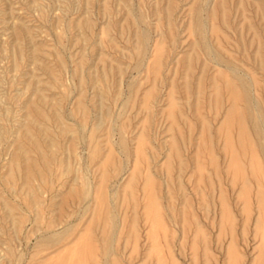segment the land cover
<instances>
[{
    "label": "rangeland",
    "instance_id": "obj_1",
    "mask_svg": "<svg viewBox=\"0 0 264 264\" xmlns=\"http://www.w3.org/2000/svg\"><path fill=\"white\" fill-rule=\"evenodd\" d=\"M222 1L223 2H221V0L220 2L218 0H0V264H36V263L39 264V262L41 263V261L43 264L44 257L45 258L46 256L48 257L49 254L52 253L51 251H54L57 248L56 246L60 247V244L62 246V244L63 245L65 244L64 242L66 241L68 242L69 240L71 241V238L74 239V237L77 236V235L74 236L76 230L77 232L78 230H80L81 234H83L84 231H85L84 232L85 234L86 232L87 234L92 232L90 235L94 237L93 239L94 242L92 243L96 245H93L94 246L93 249L94 248L95 250L97 249L98 253L97 251L93 250L92 251L93 254L91 253L92 256L90 255L91 258L88 256V258L90 259L87 258L86 260L87 264H88V260L92 261V262L89 261V264H95V263L96 264H109L110 263L109 259L112 258L114 255L116 256V257L114 256L116 259L115 258L110 259V260H113V259L115 260V261H111L113 262V264H115L114 262H116V264H119L117 263V260L118 262H121L120 264H126V263L127 264H133V263L137 264V262L143 263L142 261H144V257L145 258L147 257V259H145L147 263L144 262V264H151L152 261H153V264H156V262H158L157 261L158 256L157 258L155 257L156 255H159L161 253H162L161 254L162 258L164 257V255L165 256L167 255L168 257V258L167 257L163 258L165 262L161 260L166 264H168L171 260L169 258L171 256L170 254H172L174 257L173 259L171 256L172 264L175 261H177L175 262V264H178V263L189 264L192 262L191 252H193V249L197 245H198L196 247L197 250L196 251L194 250L195 251L194 253H196L197 255L195 254L193 255H195V257L196 258L198 257V258L196 260L193 257L194 258L192 262L193 264H200L201 263L200 261L202 260L204 261L205 258L208 260L210 259V261L206 260L205 261L206 263L202 262V264H207V263L226 264V262L227 264L228 263L229 264H239L240 261H241L240 263L242 264H248L250 262L251 264H256L254 262H257V260L255 261L254 258H255V254L257 253L256 259H258L259 251L257 250L258 247L255 245L259 242L258 241L259 239L256 240V238H258L259 235L258 233H256V235H258L256 236L254 232L255 231L254 223L256 222L255 219H257L258 217V214L256 215V213H258V210L257 211L255 210V207L257 206L256 202L254 206V201L256 199L254 197V194H255L254 192L257 191V190L255 191V185L257 183L259 184V181H258L259 175H257L258 172L255 171L254 169L255 167H253L254 172L252 176H254L255 175L254 173L256 172L257 181L255 180L254 177H252L251 175H248V174H251L250 173L251 168L249 165V158H248L249 151L248 153L246 151L247 156L246 155L243 156L244 158L243 159L241 156L243 153L239 152L240 150L237 144L235 143L237 142V139H236L237 133L235 135L236 128L235 127L232 128V133L230 134V136L233 137L231 139H232V143L233 144L235 143L234 150L237 156L240 155L241 157L240 158L238 156L239 164L240 166L243 164L242 162H244L245 164V165L243 164L244 169L241 166L243 170H241L240 174L242 176V179H245L247 183L248 182L252 183V184L248 183V185L246 183V186L248 188L246 197L248 198L244 197L246 198L244 200L237 199L239 198V196L237 198L236 197L234 198V195L236 194L238 195L237 193L239 192L238 188H240L241 186L240 184L242 182V181L241 182L239 181L241 177L238 178V181H237V178L236 180H234V181H237L236 183L233 181L235 185H233V182L232 184L230 183L231 185H233V187L231 185H228L229 183L227 181L229 180L231 176L228 171L224 172L225 168L227 167L228 162L225 163L227 159V158L225 159L226 154H224V152L221 150V147H219V144H220L219 142L221 140H220V136L217 137L216 135L217 133L215 134V131H217L219 127L221 126L222 122L221 120H219L221 122L219 123L218 119L219 118L222 119L223 116L225 117V113L227 111H225L224 108H226L227 110V105L229 104L227 103L229 101V99H227L228 98L227 91L224 90L223 88L225 87V83L227 80L224 78L228 77V79L230 80L231 78H233L235 80L233 82L236 83V86H238V90H240L241 88H240L239 83L236 80L235 73L237 75H241L244 78V80L248 84H250L249 85L250 90H251L250 98L251 100L253 99L251 103L255 104L258 110L257 109L254 110L253 108H251L250 110L245 109L243 98H241L239 102H237L238 103L237 106L239 110L242 107V109L240 110V113L241 112L244 113L242 115L244 122L246 123L245 124L246 126L245 125L244 126L249 129H246L245 127L244 128L247 131L246 133L249 132L248 133L249 139L251 140V142H253L252 144L255 147L254 148L255 152H258V153H255L256 155L258 154L257 155L258 158L255 157V155H254V158L256 160L259 159L258 161L262 164L261 166L264 167V155H262V153L260 152V147L258 149V144L259 145L261 144L262 146H264V109H262L264 108V61H262L264 60V57H262L264 56V0H241V1L240 0H222ZM242 1L244 2L243 5H242ZM217 2H219V5H222V6L217 5L218 4ZM236 3L237 5L240 4L239 5L240 7L235 5ZM232 4H234V6ZM246 4H249V5L246 6ZM216 5L218 9L215 7ZM168 6H170L169 7L170 9L168 8ZM213 6L215 7L214 10L216 12L213 10ZM242 6L243 7L245 6L244 9L242 8ZM166 8H168L167 9L168 11L166 10ZM197 9H200L199 12H197ZM211 9L214 11V13ZM208 10H211L212 13L210 12L209 14ZM218 13H221V15L223 14L224 16L223 15L220 16V14ZM209 15L210 17L208 18ZM211 17H213L214 19L213 20L210 19ZM223 19L224 20L226 19V20L223 22ZM214 20L215 22H213ZM208 21L209 22L212 21L213 23L211 22L209 24ZM227 22H229L230 25ZM211 24L212 26L214 24L215 31H211V28L213 30V27H214V26L211 27ZM223 24L224 25L226 24L230 28L224 26ZM248 27L251 29V31L252 29L253 30L257 29V30L250 32L249 31L250 29ZM217 28L218 29L220 28V30H216ZM247 28H248V31H247ZM168 29L171 30V32ZM208 31L209 32L211 31V33H209ZM257 31L259 32L258 34H257ZM166 32L168 33V35H170L171 33L173 37H169V36L167 37ZM215 32H216V37L214 36ZM251 34H253L254 36H259V37L258 38L254 37ZM160 35L161 36L163 35V37L164 38L166 37V38L164 39L162 37H159ZM240 35L242 37H245L246 39L241 38ZM253 37L256 38L258 41L257 40L254 41ZM200 38L201 40H199ZM250 38H252V40ZM158 39L162 41L163 43L160 42ZM215 40H218L216 41L218 45L215 43ZM245 41L247 42V44H245ZM154 42H156V44ZM190 42H192V44ZM220 42L222 45L220 44ZM257 42H259V44ZM157 43L159 44L158 47H157ZM160 44L161 45L163 44L162 47H164L162 51H161L162 47H160L161 46ZM214 44H216L217 46H220L221 50L219 49V47L217 48V46H214ZM255 45H256L255 50H253ZM190 46L192 48L195 46L193 49L194 51L198 52L199 55L196 54V52L195 53L192 52L193 50L190 49L191 48ZM257 47H258L257 50L261 49L260 51H262L261 52L262 54L260 53V51H256ZM249 49H251L250 50L251 53L249 52ZM225 50L227 51L229 56L226 52H224ZM165 52L168 54V56H165L166 55ZM258 52L261 54V56L259 55V58H256L258 57V54H259ZM159 53L161 54V56L159 55ZM254 53L257 55H255ZM152 54H155L154 55L155 57L159 56L158 58L160 62L158 61V64L160 63V65H159L158 70H157L158 66L155 67V64L152 63L154 60L152 58ZM195 54H196V57H198L196 63L194 62L196 61V57L194 58V60L192 59ZM201 54L203 56H201ZM251 56H252V60L255 56L254 62L251 61ZM149 57L151 60L150 62L151 64L148 63ZM200 57H201V61L199 60ZM232 57L235 61L232 59ZM212 58L215 60V62L212 60ZM257 59L260 60V62L259 61L258 62L260 63L259 65L262 64L261 66H257L256 64L258 63L256 61ZM175 60L177 61V64L175 63ZM237 60L244 65L243 66L240 65V63H238ZM179 61L180 63H182L181 65L179 64ZM189 61H190L191 66L189 64ZM198 61H199V64H198ZM208 61L211 63H209ZM207 62H208L207 67H204V65L206 66V64H203V63H207ZM183 63L188 64V67L189 68L191 67V69L187 70L185 68L187 67V65L185 64V67H184ZM210 64L212 65L215 64V66L210 68L211 67ZM145 66L146 67L149 66L148 68L149 70L147 68L145 69ZM193 67L196 69L193 70L194 69ZM180 68L182 69V72ZM199 68H201V72L197 71V69ZM203 68H206V70H204L205 73L202 72ZM221 68L225 69L227 73L225 71H219L221 70ZM245 68H249L252 70L248 69L249 70L248 71ZM211 69H214V70H211ZM152 70L156 71L155 74L154 72H151ZM157 71L160 74H157ZM209 71L210 73L208 74ZM216 71L217 73H219V76L220 74L221 76L224 74L223 75L224 77L220 76L221 79H219L220 77L217 76L218 74L216 73ZM221 72H224V73L222 74ZM253 72L255 73L254 75H253ZM147 73H150V74H147ZM215 73L217 75H214ZM186 74L189 77H187ZM195 74L197 76H201L198 81H197L198 77ZM206 74L208 76L211 75L210 78L208 77V80L206 79L207 76H204ZM179 75L180 76L182 75L181 76L182 78L185 75V80L190 79L189 81H186V82H189L190 84L189 83L186 84L185 81H183L184 83L182 82V84L184 85H181V82L179 83V81H181L182 78ZM157 76L158 77L160 76L158 80H157ZM213 76H215L216 78L214 77L213 79L212 78ZM152 77L154 80L152 79ZM247 77L248 79L252 77V83H250L251 80L250 79L248 80ZM167 79L168 81L171 79L173 80V81L171 80V85L173 84V86H170V83L168 84ZM201 79L202 80L205 79V80L201 81ZM151 80H153L154 82ZM215 80L219 82L220 85L221 83L223 84L225 82L222 86H218L219 84L217 85L218 89H216V91L219 94L218 93L216 94L218 95V97H220V95L223 93L220 99L213 92L215 91L214 88H212V86H209L212 84L213 87H216ZM220 80L221 81L225 80V81L221 82ZM194 81L196 82L194 83ZM209 81L211 82L209 83ZM253 81L254 82L257 81V83H254ZM200 82H202L203 85L197 86V84H199ZM178 83L180 84V86L178 85ZM149 84H151L150 86L152 89L148 88L150 92L149 94L150 96L148 95L149 96L148 98L147 94L149 92L146 91L147 89L145 88L149 87ZM193 84L194 85L196 84L195 88L192 87ZM165 85H169L168 89L165 88ZM252 85H254L255 87H253ZM206 86H208L207 89H205ZM169 87H173L175 89L173 90V88H169ZM179 87L183 89L180 88L179 90ZM187 87L190 89H187ZM199 87L202 89L203 92L201 90H198ZM169 89H172L173 91ZM193 89H195L194 91L195 93L193 92ZM254 89H256V92L259 90L256 95L254 94V91H255ZM144 90L147 93L146 96L148 99H145L146 97L142 96L144 95L143 93H145ZM185 90L186 91L189 90L187 92L188 93L190 92V93L189 94L187 92L184 93ZM196 90H198V92H196ZM170 91L172 93H168ZM132 92H135V94ZM199 92H202L203 96L201 93H200L201 95H199ZM204 92H206V94L209 93L211 96L209 94L208 95L211 98L207 96ZM211 93L213 94V96ZM165 94H167V96L168 95L172 96L170 100H173L176 97V99L172 101L171 103L175 102L174 105L179 106L182 109V111L178 109L179 107H177L176 110L175 108L172 109L173 112L170 109L171 113H169L168 108L170 107L173 108L174 105L167 103L170 100H168V97H166ZM183 94H185L186 98L184 97ZM196 94H198V97H196L197 96ZM163 95H165V97L167 98V101L165 100L166 98L165 99L163 98L164 97ZM192 96L196 97V99L195 100L194 98L191 99ZM141 97L145 100L140 102V100H142ZM184 98L187 103L190 102L189 106L187 105V103L186 104L183 103ZM198 98L199 99L203 98V99L199 100L200 102H198L197 101ZM205 98H207L208 101L209 100L217 101L219 99L221 100L219 102L221 104H218V101L217 103L214 101L213 102L209 101V104L211 103V105L209 106L210 107L209 109L207 107L208 101H206ZM163 99H164V102H162ZM192 100H194L195 102ZM196 101L199 104L196 103ZM161 102L164 105H162ZM165 102H166V105L168 104L167 106H165ZM178 102L181 103V106L179 105ZM192 102L195 103L196 105L195 111H194V108H193L194 105L192 104ZM139 103L141 104L144 103V104L143 105L140 104L139 106ZM200 103L201 104L203 103L202 106ZM212 103L213 105H216V106L218 104V106H220L221 108L219 109V107L217 106L218 110H216L217 108L216 109L214 108L215 110L212 109L211 108L213 107ZM206 104L207 106H204ZM240 104H241V107H239ZM158 106L163 108L161 109L162 111L160 110ZM197 106H198V109L203 107L202 110L198 111ZM140 107L141 109L144 108L145 111L141 110ZM82 108L83 110H81ZM186 108H187V111H185ZM33 109L35 110L32 111ZM165 109L167 110L166 113L164 111ZM190 110L194 111V113L192 111L190 112ZM196 110L199 112V114L202 113L200 117L198 116V112H196ZM213 110H214V114L215 113L216 114L212 116L211 113H213ZM222 110H224V114H221ZM175 111L176 112L179 111L178 114ZM183 111H184V115L186 114L185 116H188L187 119L185 116H183L182 113H180ZM174 112L176 113V115ZM172 113H174V115ZM166 115H170V116L173 115L172 118L170 117L172 121L168 116L167 117L170 120L169 119L167 120ZM177 115L178 116L181 115V117L177 118L178 117ZM190 115H193V116L195 115V116L191 117ZM255 115L260 117V120L262 121V125L259 124V132H260L259 138L256 136L254 128H253V125H254L253 119H255L256 117ZM174 116H176V118L173 121ZM203 116H205V119L207 121L204 119ZM202 117L204 120L203 119L201 120ZM180 119H182L183 121H181ZM185 119L188 121L187 123H189V125L190 124L192 125L189 126L187 123L185 124L184 123V121L186 122ZM168 123L170 126L169 129L172 128L173 133L175 134L174 139L173 137L170 136V135L174 136V134L170 132L172 131V129L167 130ZM179 123L184 130L180 129L181 127L179 126ZM183 124L186 125V127H183L184 126ZM199 124H201V126ZM203 124L207 125L206 128L208 129L209 132L207 131V133L205 134H208L207 136L210 135L211 136L210 138H207L206 135L204 134L205 127ZM174 125L176 129L179 126V130L177 129V131L182 132V133L179 132L180 133L179 136L182 135V137H178L177 131L174 128ZM198 125L202 128V131H201L203 133V135L201 133L202 136H200V132H197V130L199 131L201 130L197 128ZM215 125H216V128L218 129L215 128ZM97 127L98 129L96 130ZM164 128L165 130L163 132L162 130ZM206 128L205 130H207ZM60 129L62 130L60 131ZM91 129H92V132H91ZM94 129L96 131H94ZM28 131L31 133V136L29 135L30 133ZM138 132L141 134L140 137L141 136L145 137V138L143 137L144 143L142 142V140H140V137L138 139V136H139ZM168 132L170 133L168 134ZM136 134L138 135L137 137L135 136ZM166 134L168 135L165 136L166 137L165 139L164 135ZM194 134L195 135L197 134L198 137H195ZM22 135L24 136V138ZM27 135H29L30 137L29 136L27 137ZM134 136H135V139L137 138L138 141L144 144V146H142V143H139L143 147V151L145 150L144 154H142L143 152L142 150L141 152L140 151L136 152V149L139 150L141 146L137 145L138 143V142L136 143L137 140L132 139ZM168 136L172 138L173 140L172 142L176 141L175 138H179L178 140H180L181 138L182 141L185 143V145L184 143L182 144L181 140H180L181 143L180 141H177L178 142L177 144H179L178 145L179 147H177L178 150H176V146H174V145H177L176 142L175 144L173 143V146H172L171 140L168 138ZM205 137L207 138V140L211 139L209 140L210 143L209 141L205 139ZM216 137L218 138V142L215 141ZM35 138H36V141H35ZM197 138L199 141L197 140ZM199 138H201L202 140ZM119 139H120V142H119ZM184 139H186L185 140L186 142L184 141ZM203 139H204L205 144L203 142L202 144L201 143L198 144V142L203 141ZM122 140L123 142H121ZM169 140H170V143L168 144L167 142H169ZM30 142L31 144H33L32 146ZM165 142L167 144H165ZM35 143L37 146L35 145ZM194 143H196L197 145L196 144L194 145ZM206 143L208 144V146L209 144L212 145L210 146L211 148H209L211 151L208 150ZM168 145L170 148L173 147L172 149L174 153L172 154L170 153L172 149L170 150L169 147L167 148ZM203 145L204 147L202 148L201 146ZM198 146L200 148L197 149L196 147ZM144 147L146 148L144 149ZM151 148L152 150H149ZM179 148L181 152L179 151ZM194 148H196L198 151L194 150ZM133 151H135L136 153H134ZM175 151L177 152L176 153L177 156L178 154H180L181 156L176 157ZM195 151L197 153L198 152L200 153H198L197 155L194 153ZM201 151L203 152L202 155H201ZM105 152L106 153L108 152L109 156L113 154L112 155L113 157H107L106 155L108 160H110L109 162L107 161V159H106V162H104L105 156L103 155L106 154ZM110 152H111V155H110ZM138 152L141 153L142 156L139 155ZM163 152H165L166 154H164ZM207 152L208 153L210 152V155H212V159L214 157L216 158L215 160L217 161L213 159L215 163L210 162L211 159L209 160L208 157H211V156H207L209 155L207 154ZM135 154H136L135 157L137 160H135V157H134ZM173 154L175 155L174 157L175 159H173L172 157ZM214 154L215 156L213 157ZM143 155L148 157L149 159L143 157ZM167 155L168 157L170 155L172 159L174 160L172 162L173 165L172 163H170L171 157H169L168 159ZM200 155H201V158H199ZM154 156L156 158H154ZM195 156H198V157H195ZM181 157L183 160L180 159ZM101 158L102 159L104 158L103 159L104 161H101L102 163L100 164L99 160H102ZM143 158H145L146 161H148L146 164H145L146 161ZM245 158H248V160ZM192 159L196 161V162L194 161V163H196L195 167L197 166L199 167V165L201 164L200 161L202 162V164L200 165L201 166L200 169L202 172L199 170V174L197 172L199 169L198 167H197L198 169L196 168L197 170L193 167L196 170L195 171L196 173L193 171L194 170L193 168H192L193 172L190 171L191 170L190 165H192L191 163H193L190 160ZM241 159L243 161H241ZM184 160L186 162H183ZM207 160H209V162ZM256 160L253 162L255 164L259 163ZM111 161L113 162V165ZM135 161H137V163L139 164V165L136 164L137 166L136 165L135 166L139 167L140 170L138 168L135 169L136 167L132 169ZM161 161H164V164H160ZM175 161H177L176 164H179V165L176 166V164L174 163ZM207 162L208 164H206ZM98 163L100 164V166L103 165L105 168L106 167L107 168L105 169L102 166L101 167L98 166L99 165ZM108 163L109 164L111 163L112 168L111 166H109ZM209 163L212 165H210ZM157 164L159 167L157 166ZM183 164L185 165L184 168L182 167ZM213 164H215V166L217 165L216 169H215V166H213ZM225 164L226 166H223ZM24 165L25 167H23ZM162 165L164 166L166 165L165 167L167 168V170L164 172L162 169ZM27 166H30V167H27ZM202 166H204L203 169H202ZM212 166L214 167V170L216 171L217 176L215 175V172L212 171L213 170ZM172 167H174L175 169ZM223 167H225L224 170L222 169ZM23 168L25 170H23ZM102 168L105 169L104 177L101 176L103 175V172H101L103 171ZM170 168L173 169V170H170V172L172 171V173L168 171ZM247 168H250V169L246 171ZM132 170L134 171L136 170L137 172L135 173H141L139 174V179H138V176L133 175L134 171ZM176 170H177V173H174V171L176 172ZM203 170L208 173V178L210 175V178H211L210 180H212V182L207 178V173H204ZM149 171L151 172V174ZM166 172L168 175L163 174ZM187 172L188 173L191 172V175L192 173L193 174L195 173L194 175L198 174L201 179L198 180L199 182L197 183L193 182L194 181L193 178H195L197 175L195 177H192L193 175L191 176L189 174L190 175L189 176ZM130 173H131V176H130ZM203 173L206 175V177ZM152 174L154 177L151 176ZM186 174L189 177L185 176ZM135 175H138V174H135ZM141 175L142 176L145 175L143 177V180L141 179L142 178ZM23 176H26L25 178L27 179H25ZM148 176L150 177L151 180L149 178H146ZM165 176H168V177H165ZM170 176H172L171 180H169ZM175 176H176V179H174ZM179 176H181L180 179L178 178L181 182L178 180L179 183L177 184L176 180H177V177ZM100 177L101 178L103 177L102 178L103 181L101 180ZM186 177L187 179H185ZM199 177L197 176L195 181H197V178ZM204 178H206L207 181L209 180L211 184H213L214 182L213 187L212 185H210L212 188L209 189L210 186H206L207 181L203 182ZM99 179L101 180V182L99 181ZM261 179H264V178H261ZM261 179H260V182L264 181ZM126 180L127 181L131 180V182L128 183L126 182ZM132 180H134V183ZM144 181L148 183L151 181H154L152 182L154 183L153 185L149 183L150 187L153 186L154 189L153 187H152L153 190L150 187H148L149 185L145 184ZM158 181H159V184H158ZM169 181H171V183H169ZM97 182H100L101 184L104 185L103 187H105V190H106V191L104 190L105 192L102 191L103 188L101 187V184L100 183L98 184ZM216 182H218L220 185H218V183ZM229 182H231V180ZM125 183L126 184L128 183V185L131 183L130 187L128 186L130 189L129 188L124 189V187L127 186ZM138 183L139 184L144 183L143 186L145 185L151 190L148 191L147 187L146 188L142 187L141 184L139 185ZM199 183L200 184L205 183L204 185L203 184L201 185V189H199V186H200ZM237 183L239 187L238 185H236ZM97 184L98 186L100 185L102 189L101 188L99 189L98 186L95 187ZM176 184L179 185L178 188L176 187L177 186ZM195 184L197 185L199 184V186H195ZM261 184L264 185V182H262ZM92 186H94L95 189ZM163 186H165V188ZM216 186L218 187V189L221 188L220 190L221 191L223 190V191L220 192V190H218ZM235 187L238 189V191ZM96 188L102 191V193L103 192L106 193L102 195V196H106L104 197L105 204H104V201L101 202V200H99L101 202V206L99 205L100 203L99 201L98 203L97 201H94V203L92 202L93 199L97 200L96 197L100 198L101 196L100 191H98ZM141 188L143 190H141ZM166 188H168L169 190ZM68 189H71V191H74L75 194L74 192L72 193L75 196L77 195V198L74 197V195H72L71 197L70 195L71 192H69L70 190ZM146 189L147 191L144 192V190ZM95 190H97L98 193H96ZM113 190H114V193H113ZM128 190L133 191L130 194H132V198H133L132 201H134L135 204H133L130 199L131 195L126 193ZM192 190L194 191L192 192ZM200 190L202 191V193L199 192ZM122 191L124 193H122ZM131 191H128V192H131ZM165 191L166 193L164 194ZM208 191H211V193ZM67 192H69V194ZM150 192H152L153 194ZM167 192H170V195ZM179 192L180 194L184 196V200L186 199L187 205H186V202H184L183 200V196L180 195ZM194 192H195V195H194ZM219 192L221 194H218ZM185 193H187L188 195L186 194L187 196H185ZM200 193L201 195L203 194L202 198L199 195ZM65 194H67L68 196L70 195L71 198L67 197V195ZM99 194L100 196H98ZM124 194L127 195V198L125 197L126 195L124 196ZM133 194H136L137 196ZM148 194H151L153 200L156 197V201L157 199L159 201V202L158 201L156 202L158 203L157 205L156 204L154 205V209L157 208V206L159 207L158 209L160 210L161 208H163L162 209L163 211L159 210L161 213H163V215L160 214V212L154 211L153 208H152L153 212L152 211L150 212V215L153 217L151 218L153 220L157 219L159 221V218H160V220L162 219V221H159L160 223H162L163 221L165 222L164 224L163 223L161 224L160 226L162 228L161 230H159L160 228L159 226L157 227L159 233L156 232L157 225L156 226L154 225L155 227L153 226L154 229L156 230L152 229L153 228L151 226L152 219L149 218L150 216L148 214L146 215L147 212L144 211L145 208H142L146 206V210H148L150 207L148 206V204L150 205L151 202H153V204L155 203L154 202L155 200L154 201L150 200L151 198L150 195H149L150 198L147 199ZM214 194L215 195L218 194L219 196L224 195L223 197L221 196L222 198L221 197L220 198L223 199L224 202L226 201L225 204L227 203L226 205L228 207L226 205H223L224 203H221L223 200L220 201V198H216ZM31 195L35 196L33 197L34 200ZM128 195L130 197L129 199H128ZM166 195H169L168 196L169 198ZM121 196H123V200L120 199L122 198ZM140 196L143 199H139L138 197ZM164 196L167 198H165ZM170 196H173L171 197L172 199L170 198ZM91 197H95V198H91ZM124 197H125V200H124ZM198 197L199 199H197L196 201V198ZM145 198L147 199V202L149 203H145L146 202ZM113 199L115 203L113 202ZM126 199H128V201H131V202L129 203L128 201L125 202ZM168 200H170V202ZM218 200L220 201V203H218ZM122 201L125 203L123 204ZM179 201H181L180 205H179ZM243 201H246L247 204L242 205V208L240 210L241 202ZM204 202L205 204L208 203L206 204L207 207L206 205L203 204ZM35 203H38V204H35ZM127 203L128 205H126ZM160 203L162 207L159 205ZM197 203L198 205H195ZM249 203L251 204V206L249 205ZM130 204H133V206H131ZM136 204L138 205L136 206ZM211 204H213L214 206H212ZM220 204H222L223 206H221ZM242 204H245V203L243 202ZM91 205H94V207L92 206L93 209L90 208ZM105 205L107 207H104ZM112 205L113 206L115 205V207H113ZM176 205H179V207ZM184 205H186L187 207ZM188 205L192 206L191 208L192 210L193 209L194 210L193 211L190 210L191 208L188 209ZM180 206L185 207V209L187 210L185 211V209H183ZM224 206L225 208L227 207V210L230 209L229 212L232 213L231 215H229V212L227 215V212L225 211V209H218L219 207L224 208ZM244 206H247L246 207L247 212ZM132 207L135 210L132 209ZM102 208L103 209L105 208L107 210L104 211L105 210L104 209L102 211ZM130 208L134 211H132ZM200 208L203 209V210L201 209L202 210L201 212H200ZM210 208L212 211L210 210ZM170 209L172 210V212ZM243 209L245 210L244 213H247V214H242ZM94 210L96 211V213H94L95 212ZM189 210L192 211L191 216L192 214H195V216L196 215L197 216L196 217L193 216V218H191V216L189 215L190 214ZM220 210L222 211L224 210V213L223 214L220 213ZM138 211H139V214H138ZM182 211L186 213V215L185 214L183 215ZM204 211L206 215L203 213ZM240 211H241V214H240ZM103 212H105L104 216L102 215ZM134 212L136 214L135 215L136 220L132 219L134 218L132 217L134 216L133 215ZM249 212H250V215L248 214ZM153 213L156 215H153ZM219 213L221 215V219H220L221 222L219 221L220 224L218 222V219L220 218ZM100 214L103 217V221L105 220L103 223L105 225L101 223L102 218ZM216 214L219 215V218ZM209 215H212V216H209ZM232 215L235 217H233ZM95 216L99 217V218L97 217L98 219L97 221L95 220ZM158 216L160 217L157 218ZM180 216L183 218L187 216V218H184V219L182 218L183 220H185L183 221L182 219H180ZM120 217L121 219H119ZM144 217H145V220H144ZM203 217H205V219ZM232 217H233V220L231 219ZM243 217H245L244 220H243ZM190 218L193 220L194 218L196 219L194 221L193 220L190 221L189 220ZM246 218L248 219V221ZM253 218H255L254 222H253ZM55 219H58V220L55 221ZM89 219H91L90 221H92V224L90 221H88ZM186 219H188L187 221H190V223L189 222L187 223ZM120 220L122 221L120 222ZM131 220L132 221L135 220L136 223L134 222L135 224L134 228L137 231H135L134 229L133 230L130 229ZM17 221L19 223H17ZM33 221H35V224ZM49 221L50 222L55 221V222H53L52 225L51 223H49L50 224L49 226V224H47V222ZM86 221L88 223L90 222L89 226H87L88 224ZM95 222H97V224ZM118 222H120L121 224ZM157 222L156 224H159V222L158 223ZM194 222L196 223L195 227L198 229H200V225H202L203 227L205 226L204 228L201 226L203 229V232L200 229L203 234L199 230L200 234H202V237L200 234H198L199 232L196 231L198 229L192 228L193 227L192 225H194L193 224ZM228 222L233 223V224L231 225ZM74 223H76L77 225ZM46 224L48 225V227ZM84 224H87L86 227ZM146 224L149 226H147ZM216 224L217 226L219 225L220 227L219 226L217 227ZM242 224H243V227L245 228L244 230H243V227H241ZM72 225H74V227ZM162 225H164L165 227H163ZM83 226L85 228L80 229ZM117 226H120L119 229L121 228L122 231L118 230ZM131 226L133 227V224ZM228 226H229L228 228L229 230L233 227V229L231 230L232 232L231 231L228 232L227 231L228 229L226 230V227ZM87 227L89 230L91 228L90 232L87 229ZM148 227L149 228L151 227L150 229L153 230V231L151 230L152 233L154 231L156 233L154 232V234H152L151 232H148L150 231ZM221 227H223L224 229H222ZM146 228L147 230H145ZM241 228L243 230L242 233H244V234L241 233L242 235L240 234ZM101 229L103 230L102 231L103 233L101 232ZM190 229H191V232H190ZM192 229H194V232L195 233L197 232V234L195 233L192 234ZM97 230L99 233L97 232ZM216 230L221 232V233L219 232L220 234L219 237L214 236L215 234L218 233ZM67 231L68 233L66 234ZM117 231H120V232H117ZM123 231H124V235L126 234L125 236L122 235ZM134 231L136 232V236L139 235V237L133 236ZM186 231L188 232L187 234H185ZM77 232L76 234L79 233ZM130 232L132 234H130ZM163 232H165L166 236H162ZM144 233H148L147 234L148 238L145 236L146 234ZM228 233H230L231 237L228 236L229 235ZM116 234L118 237L116 236ZM156 234L157 236L155 237ZM159 234L161 235V237H159L160 236ZM205 234H206V237H204ZM252 234L255 235L253 236V238H252ZM66 235H69V236H66ZM150 235H153V237ZM191 235L193 237L195 235V238H197V240H195L194 238V241L197 242L196 244L195 242L191 241L193 240V238L191 240L189 239L192 237ZM221 235L224 238L221 237ZM65 236L67 237L66 239L64 238ZM122 236L123 237L129 236V237H126V239L129 238L127 239V241L131 239L130 242L128 241L127 244L124 243L126 241L124 240ZM143 236L146 237L145 239L147 240L143 239ZM183 236L185 240L182 241ZM61 237L62 239H60ZM132 237H134V239L138 238V240H134ZM151 237H152L151 244L153 245L154 243L153 246L150 245V242H148V240H150ZM157 237L159 240L157 239ZM163 237L165 238V240H167L168 243L163 240L164 239ZM198 237H201V238L204 237L203 241L199 239ZM49 238L58 239V243L56 245H53L52 242H48ZM103 238L104 240L107 239L110 241L109 244L111 245L112 253L104 250L103 243H102L104 241ZM117 238H118V241H116L117 246H115L114 243H115V240H117ZM216 238L217 239L220 238V239L217 240ZM132 239L135 242L132 241ZM156 239L158 242L159 241L160 242L159 243L156 242ZM162 240L164 242H161ZM199 240L202 241V243ZM220 240L221 242L219 243ZM70 241L68 242V245H70L69 244ZM154 241L158 244H155ZM189 241L195 244L194 248L192 247L193 244L189 243ZM229 241L233 242L232 243L233 245L235 244V246H233L234 250H232L231 248L232 244H230L228 247V244L230 243ZM136 242H137V245L135 244ZM142 242H144L143 245H142ZM187 242L191 246L189 245L187 246ZM226 242H229L227 243V246H225ZM122 243H124V245ZM133 243H134V246L136 245L134 249L130 246ZM164 243H166L167 245L170 244V246L169 247L165 246ZM46 244L47 246H45ZM121 244L123 246H121ZM146 244L148 246H146ZM201 244L206 245L205 251L202 248ZM213 244H215V246ZM182 245L185 249L182 247ZM205 245H203V247H205ZM216 245L217 246L219 245V246L217 247ZM154 246H156L154 248L155 250L151 248ZM122 247L124 248L122 249ZM158 247H160V250L163 252L158 250ZM166 247L167 249L170 248L171 251L167 250ZM186 247H189L188 249H190L191 247L192 249L188 250ZM200 247L202 248V252L203 251L205 252L203 253V255L201 254L202 252H200L201 251ZM225 247L228 248L226 250H228L229 253H232L231 254L232 257H230V254H227V256H229L228 258L226 257L225 254L228 253V251L225 253L226 250H223L225 249ZM255 247H257L256 250L258 252L255 251ZM131 248H132V251L136 250L135 251L136 254H133L134 252H132L131 250L129 251V249ZM115 249L119 252V254L117 251H115ZM141 249H143L142 251L144 252V254L145 252L148 254L143 255ZM152 249L154 250V252H156V254L153 252ZM207 249H209L208 253L210 254L209 255L210 257L208 256ZM120 250H122V252H120ZM148 250H152V251L148 252ZM157 251L158 252L160 251L161 253L160 252L158 253ZM124 252L125 254L123 255ZM152 252L154 253V256L153 254L151 256L154 258H152L149 255V253H152ZM38 253L40 254L38 255ZM47 253L49 254L47 255ZM128 254L129 255L131 254V255L128 256ZM37 256L39 258H37ZM117 256L120 258L118 259ZM132 256H134L135 258ZM175 256L177 258H175ZM237 256L240 257L239 258L240 261H238ZM40 257L42 259H40ZM94 257H96V259H94ZM127 257L128 258L130 257L129 260ZM140 257L143 259L142 261H140L141 259L140 260L138 259ZM161 257L159 258L162 259ZM220 257H221V260H220ZM35 258L37 260H35ZM92 258L94 259L95 263L93 262ZM148 258L149 259L152 258L153 260L151 259L149 261ZM211 258L212 260L214 259L215 261L214 260L212 261ZM168 259L170 260L168 261ZM147 260L149 261V263ZM195 260L196 262L194 263ZM235 260L236 262H232ZM161 261L159 260L160 264H162ZM141 263H138V264H141Z\"/></svg>",
    "mask_w": 264,
    "mask_h": 264
},
{
    "label": "bare ground",
    "instance_id": "obj_2",
    "mask_svg": "<svg viewBox=\"0 0 264 264\" xmlns=\"http://www.w3.org/2000/svg\"><path fill=\"white\" fill-rule=\"evenodd\" d=\"M218 1L220 2V0H218ZM240 1H241V0H240ZM190 2H191V1H190ZM219 2H217L218 4H217V3H216V4L219 5ZM221 2H223V1L221 0ZM245 2H246V1H245ZM234 3H235V2H234ZM240 3H241V2H240ZM243 3H244V2L242 1V5H243ZM254 4H255V3H254ZM217 5H216L215 7L218 9ZM232 5L234 6V4H232ZM235 5H237V3H236ZM239 5H240V4H239ZM239 5H237V6H239ZM247 5H249V4H246V6H247ZM219 6H222V5H219ZM250 6H252V5H250ZM253 6H254V5H253ZM255 6H256V5H255ZM169 7H170V6H168V8H169ZM215 7L213 6V10H214ZM239 7H240V6H239ZM244 7H245V6H244ZM244 7L242 6L243 9H244ZM257 7H258V6H257ZM257 7H256V8H257ZM168 8H166V10H167ZM199 8H200V7H199ZM211 8H212V7H211ZM220 8H221V7H220ZM220 8H219V9H220ZM223 8H224V6H223ZM223 8H222V10H223ZM242 8H241V9H242ZM169 9H170V8H169ZM200 9H201V8H200ZM200 9H197V12H199ZM191 10H192V9H191ZM211 10H212V9H211ZM211 10H208V11H209V14H210V12L212 13L213 10H212V11H211ZM164 11H165V10H164ZM167 11H168V10H167ZM214 11H215V10H214ZM214 11H213V13H214ZM225 11H226V9H225ZM215 12H216V11H215ZM256 12H257V11H256ZM225 13H226V12H225ZM218 14H220V16L223 15V14L221 15V13H218ZM194 15H195V14H194ZM196 15H197V13H196ZM207 15H208V14H207ZM213 15H214V14H213ZM223 16H224V15H223ZM209 17H210V15L208 16V18H209ZM220 18H221V17H220ZM194 19H195V18H194ZM210 19L213 20L214 18L211 17ZM210 19H209V21H210ZM244 19H245V18H244ZM215 20H216V19H215ZM215 20H214L213 22H215ZM225 20H226V19H225ZM225 20L223 19V22H224ZM195 21H196V20H195ZM209 21H208V23L210 24L212 21H211V22H209ZM221 21H222V20H221ZM213 22H212V23H213ZM227 23L229 24V22H227ZM227 23H226V24H227ZM188 24H189V23H188ZM195 24H196V23H195ZM221 24H222V23H221ZM226 24H225V25L223 24V25L226 26V27H228ZM202 25H203V24H202ZM229 25H230V24H229ZM213 26H214V24H213ZM213 26H212V24H211V27H213ZM168 27H170V26H168ZM200 27H201V26H200ZM211 27H210V28H211ZM218 27H219V26H218ZM208 28H209V27H208ZM208 28H207V30H208ZM214 28H215V26L213 27V30H212V28H211V31H215ZM228 28H230V27H228ZM248 28H249V27H248ZM248 28H247V31H248ZM249 29H250V28H249ZM168 30H169V29H168ZM209 30H210V29H209ZM216 30H220V28H219V29L217 28ZM255 30H257V29H255ZM255 30L252 29V31H255ZM166 31H167V30H166ZM169 31L171 32V30H169ZM169 31H168V32H169ZM198 31H199V29H198ZM211 31H210V32L208 31V32L211 33ZM249 31L252 32L251 29H250ZM201 32H202V31H201ZM166 33H167V32H166ZM220 33H221V32H220ZM253 33H254V32H253ZM258 33H259V32L257 31V34H258ZM161 34H162V33H161ZM213 34H214V33H213ZM213 34H212V35H213ZM217 34H218V33H217ZM254 34H255V33H254ZM163 35H164V34H163ZM163 35H162V36L160 35L159 37L164 38ZM166 35H167V37H168V36H169V37H173V36L171 35V33H170V35H168V33H167ZM196 35H197V34H196ZM209 35H210V34H209ZM251 35H253V34H251ZM210 36H211V35H210ZM214 36L216 37V32H215V35H214ZM214 36H213V37H214ZM253 36H254V35H253ZM240 37L243 38V39L245 38V37H242L241 35H240ZM240 37H239V39H240ZM254 37H257V38H258L259 36H254ZM254 37H253V38H254ZM165 38H166V37H165ZM165 38H164V39H165ZM185 38H186V37H185ZM216 39H217V38H216ZM243 39H242V40H243ZM245 39H246V38H245ZM250 39L252 40V38H250ZM158 40H159V39H158ZM169 40H170V39H169ZM174 40H175V39H174ZM199 40H201V38H200ZM207 40H208V38H207ZM242 40H241V41H242ZM251 40H250V41H251ZM256 40H257V39L254 38V41H256ZM159 41H160V40H159ZM216 41H218V40H215V43H216ZM246 41H247V40H246ZM246 41H245V44H247V42H248V41H247V42H246ZM250 41H249V42H250ZM257 41H258V40H257ZM156 42H158V41H156ZM156 42H154V43L156 44ZM160 42H162V41H160ZM169 42H170V41H169ZM162 43H163V42H162ZM190 43L192 44V42H190ZM250 43H251V42H250ZM254 43H255V42H254ZM257 43L259 44V42H257ZM257 43H256V44H257ZM173 44H174V42H173ZM191 44H190V45H191ZM195 44H196V43H195ZM216 44L218 45V43H216ZM216 44H214V46H217ZM220 44H221V42H220ZM241 44H242V42H241ZM115 45H116V44H115ZM160 45H161V44H160ZM221 45H222V44H221ZM138 46H139V45H138ZM153 46H154V45H153ZM158 46H159V44L157 43V47H158ZM162 46H163V44H162L160 47H162ZM207 46H208V45H207ZM242 46H243V44H242ZM248 46H249V45H248ZM155 47H156V45H155ZM160 47H159V49H160ZM190 47H191V46H190ZM194 47H195V46H194ZM194 47H193V48H194ZM218 47H219V49L221 50L220 46H217V48H218ZM255 47H256V45L254 46V49H253V50H255ZM258 47H259V46H258ZM258 47L256 48V51H260V50H261V49L257 50ZM134 48H135V46H134ZM163 48H164V47H162L161 51L163 50ZM187 48H188V46H187ZM193 48L191 47L190 49H192V50H193L192 52L195 53L196 51H194ZM196 48H197V47H196ZM248 48H249V47H248ZM252 48H253V46H252ZM252 48H251V49H252ZM259 48H260V47H259ZM152 49H153V48H152ZM159 49H158V50H159ZM222 49H223V48H222ZM243 49H244V48H243ZM251 49H249V52H250ZM134 50H135V49H134ZM136 50H138V49H136ZM198 50H199V49H198ZM214 50H215V49H214ZM223 50H224V49H223ZM245 50H247V49H245ZM245 50H244V51H245ZM141 51H142V50H141ZM150 51H151V50H150ZM153 51H155V50H153ZM161 51H159V52H161ZM199 51H200V50H199ZM135 52H136V51H135ZM166 52H167V51H166ZM166 52H165V53H166ZM224 52L227 53L226 50H225ZM228 52H229V51H228ZM245 52H246V51H245ZM245 52H244V53H245ZM253 52H254V51H253ZM261 52H262V51H260V53H261ZM137 53H138V52H137ZM150 53H151V52H150ZM168 53H169V52H168ZM188 53H189V52H188ZM194 53H193V54H194ZM217 53H218V52H217ZM230 53H231V52H230ZM250 53H251V52H250ZM258 53H259V52H258ZM260 53L258 54V57H256V58H259V55L261 56L262 53H261V54H260ZM178 54H179V53H178ZM182 54H183V53H182ZM184 54H186V53H184ZM196 54H198V52H196ZM196 54H195L194 57L192 58L193 60H194V58L196 57ZM227 54H228V53H227ZM231 54H232V53H231ZM231 54H230V55H231ZM254 54H255V53H254ZM150 55H151V54H150ZM154 55H155V54H152V58L154 59L152 63L155 64V67L158 66V67H157V70H158V69H159V65H160V63L158 64V61H159V58H158V57H159V56L156 55V56H158V57H155ZM159 55L161 56L160 53H159ZM198 55H199V54H198ZM246 55H247V54H246ZM255 55H257V54H255ZM165 56H168V54L166 53ZM165 56H164V57H165ZM184 56H186V55H184ZM188 56H189V55H188ZM191 56H192V55H191ZM191 56H190V57H191ZM201 56H203V55L201 54ZM226 56H227V55H226ZM228 56H229V54H228ZM182 57H183V56H182ZM182 57H181V58H182ZM212 57H213V56H212ZM230 57H231V56H230ZM262 57H264V56H262ZM79 58H80V57H79ZM179 58H180V57H179ZM186 58H188V57H186ZM197 58H198V57H196V61H194L195 63L197 62ZM202 58H203V57H202ZM222 58H223V57H222ZM224 58H225V57H224ZM254 58H255V56H254ZM254 58H253V60H252V56H251V61H252V62H254V60H255ZM232 59H233V57H232ZM165 60H166V58H165ZM173 60H174V59H173ZM180 60H181V59H180ZM184 60H185V59H184ZM199 60L201 61V57H200ZM212 60L215 62V60H214L213 58H212ZM233 60H234V59H233ZM244 60H245V59H244ZM247 60H248V59H247ZM261 60H262V59H261ZM171 61H172V60H171ZM234 61H235V60H234ZM256 61H257V62H258V61L260 62L259 59H257ZM256 61H255V62H256ZM262 61H264V60H262ZM150 62H151V60H150V57H149V61H148V63H150ZM159 62H160V61H159ZM183 62H185V61H183ZM208 62H209V61H208ZM208 62H207V63H203V64H206V66L204 65V67H207ZM237 62L240 63L238 60H237ZM259 62L256 63L257 66H261V65H262V64L259 65V64H260ZM175 63L177 64V61H176V60H175ZM187 63H188V62H187ZM200 63H201V62H200ZM209 63H211V62H209ZM249 63H250V62H249ZM150 64H151V63H150ZM154 64H152V65H154ZM179 64L181 65L182 63H180V61H179ZM183 64H184V63H183ZM185 64H186V63H185ZM185 64L183 65L184 67H185ZM189 64H190V61H189ZM198 64H199V61H198ZM212 64H213V63H212ZM212 64H210V65H211L210 68H212L213 66H215L216 63H215L214 65H212ZM252 64H253V63H252ZM186 65H187V67H185V68H186L187 70H188V69L190 70L191 67L189 68V67H188V64H186ZM194 65H195V64H194ZM200 65H201V64H200ZM240 65L243 66L244 64L240 63ZM246 65H247V64H246ZM190 66H191V64H190ZM216 66H217V65H216ZM152 67H153V66H152ZM184 67H183V69H184ZM198 67H199V66H198ZM202 67H203V66H202ZM219 67H220V66H219ZM146 68L148 69L149 66H148V67L145 66V69H146ZM150 68H151V67H150ZM193 68H194V67H193ZM193 68H192V69H193ZM215 68H216V67H215ZM243 68H244V67H243ZM249 68H251V67H249ZM249 68H245V69L248 70ZM154 69H156V68H154ZM180 69H181V68H180ZM195 69H196V68H194L193 70H195ZM148 70H149V69H148ZM150 70H151V69H150ZM193 70H192V71H193ZM204 70H206V68H203V71H202V72L205 73ZM211 70H214V69H211ZM211 70H210V71H211ZM249 70H252V69H249ZM249 70H248V71H249ZM146 71H147V70H146ZM197 71H200V72H201V68L197 69ZM210 71L208 72V74L210 73ZM217 71H218V70H217ZM217 71H216V73H217ZM219 71H225V69H222V68H221V70H219ZM219 71H218V72H219ZM248 71H247V72H248ZM134 72H135V71H134ZM151 72H154V74H155L156 71H153V70H152ZM181 72H182V69H181ZM225 72H226V71H225ZM174 73H175V72H174ZM184 73H186V72H184ZM184 73H183V74H184ZM190 73H191V72H190ZM213 73H214V72H213ZM216 73H215L214 75H217V74H218L217 76H219V73H217V74H216ZM221 73L223 74L224 72H221ZM226 73H227V72H226ZM147 74H150V73H147ZM151 74H152V73H151ZM157 74H160V73H158V71H157ZM170 74H171V73H170ZM238 74H239V73H238ZM254 74H255V73L253 72V75H254ZM152 75H153V74H152ZM172 75H173V74H172ZM190 75H191V74H190ZM195 75H196V74H195ZM195 75H194V76H195ZM197 75H198V73H197ZM197 75H196V76H197ZM201 75H202V74H201ZM212 75H213V74H212ZM223 75H224V74H223ZM223 75H222V76H223ZM243 75H244V74H243ZM155 76H156V75H155ZM179 76H180V75H179ZM181 76H182V75H181ZM181 76H180V77H181ZM186 76H187V74H186ZM204 76H207L206 79L208 80V77L210 78L211 75L208 76V75L206 74V75H204ZM204 76H202V77H204ZM220 76H221V74H220ZM220 76H219V77H220ZM222 76H221V77H222ZM227 76H228V75H227ZM246 76H247V75H246ZM250 76H251V75H250ZM250 76H249V77H250ZM255 76H256V75H255ZM150 77H151V75H150ZM150 77H149V78H150ZM159 77H160V76H159ZM159 77L157 76V80H158ZM171 77H173V76H171ZM180 77H179V78H180ZM187 77H189V76H187ZM187 77H186V78H187ZM190 77H191V76H190ZM197 77H198V79H197V78H196V79H197V81H198V80L200 79L201 76H197ZM214 77H215V76H213L212 78L214 79ZM221 77H220L219 79H221ZM223 77H224V76H223ZM229 77H230V76H229ZM235 77H236L237 82H238L239 85H240V88H241L240 90H238V86H236V83L233 82V81H235L233 78H231V80L228 79V77H227V78H224V79H227V80H226V83L224 82L225 80H224V81H221V80H220L221 82H224V83H225V87H223V88H224V90L227 91V95H228V98H227V99H229V101H228L227 103H229V104H228V105L226 104V105H227V110H226V108H224V110L227 111V112L225 113V117L223 116V118H222V117L220 116V117L223 119V121H222V119H220V118L218 119V121L221 120V122H222L221 126H220V127L218 126L219 129L216 128V125H215V128L218 129L217 131H215V134L217 133V134H216L217 137L220 136V140H221V141H220L219 143H220V144L223 143V144H222V145L219 144V147H221V150L224 152V154H226L225 159H226V158H227V159H226V162H225V163L228 162L227 167H226V168H225V167L222 168L223 170H224V168H225V171H224V172H227V171H228V172L230 173V176H231V177H230L231 179L229 178V180L227 181L229 184H228V183H226V184L231 185L232 182H233L234 180H236V178H237V181H238V178L241 177L240 180H239L240 182L242 181L241 184H240L241 186H240V188H238V189H239V192H237L238 189L235 187V188L237 189L236 192L238 193V195H237L236 193H234V194L237 195V196H236V195L233 194V195H234V198H235V197L237 198L238 196H239V198H237V199H242V200H244V199L248 198V197H246L247 192H248V191H247L248 188H247V186H246V183H247V182H246L245 179H242V176H241V174H240L241 170L244 169V166H243L244 162H242L243 164L240 162V163L242 164L241 166L243 167V169H242L241 166H240V164H239V161H238V160H239V159H238V156L240 157V155L237 156V154H236V152H235V150H234V146H235L234 144H235V143L237 144V146H238V148H239V150H240V151H239V150H238V151L241 152V153H243V154L241 155L242 158H243V156H245V155L247 156V153H248V151H249V156H248V158H249V165H250V168H251V169H250V168H247L246 171H248V169H250V173H251V174H248V175H251V176L253 175V172H254L253 167H255V168H254L255 171L258 172L257 175H259V177H258V176H257V177L259 178V180H258V181H259V184L256 182L257 184L255 185V191H256V190H257V191L254 192V193H255V194H254V197L256 198L255 201H254V206H255V202H256V205H257V206L255 207V210H256V211L258 210V213H256V215L258 214V217H257V219H255L256 217L253 218V222H254V219H255V220H256V222L254 223V224H255V229H254V230H255V231H254V232H255V235H256V233H258V235H259V237L256 238V240L259 239V240H258L259 242L257 241V242H258L257 244H258L259 246H258L257 244L255 245V246L258 247V249H257V247H255V251H256V252L259 251V252H258V255H259V256L257 255V256H258V259H256V254H257V253L255 254V258H254V259H255V261L257 260V262H254V263H256V264H264V185L261 184V183L264 182V181L260 182V179H261V178H264V167L261 166L262 164L258 161L259 159L256 160V159L254 158V155H255V157H257V155H258V154L256 155L255 153H258V152H255V149H254L255 147H254L253 144H252L253 142H251V140L249 139V135H248L249 132L246 133V132H247V131L245 130V128H246V127H245V126H246L245 124H246V123L244 122V119H243V116H242L244 113H242V112L240 113V110L242 109V107H241V104H240L239 107H241V109L239 110V109H238V106H237V104H238L237 102H239V100H240L241 98H243V102H244V107H245V109L250 110L251 108H253L254 110H256V109L258 110V108H257V106H256L255 104H252V103H251V101H252L253 99L251 100V98H250V92H251L250 87H249L250 84H248V83L244 80V78H243L241 75H237V74L235 73ZM166 78H167V77H166ZM181 78H182V77H181ZM183 78H184V79H183ZM183 78H182L183 80L181 79V81H179V83L181 82V85H184V84H182L183 81H185L186 84L189 83V82H186V81H189L190 79H189V80H185V75H184ZM194 78H195V77H194ZM215 78H216V77H215ZM147 79H148V78H147ZM152 79H153V77H152ZM168 79H169V78H168ZM168 79H167V81H168ZM187 79H188V78H187ZM232 79H233V80H232ZM247 79H248V77H247ZM249 79L251 80L250 83H252V77L249 78ZM249 79H248V80H249ZM256 79H257V77H256ZM149 80H150V79H149ZM153 80H154V79H153ZM153 80H151V81H153ZM171 80H172V79H171ZM171 80H169L170 82L168 81V84L170 83V86H173V84L171 85ZM194 80H195V79H194ZM204 80H205V79H204ZM204 80L201 79V81H204ZM217 80H218V78H217ZM229 80H230V81H229ZM254 80H255V79H254ZM151 81H150V82H151ZM161 81H162V80H161ZM172 81H173V80H172ZM215 81H216V80H215ZM215 81H214V82H215ZM153 82H154V81H153ZM192 82H193V81H192ZM195 82H196V81H194V83H195ZM205 82H206V81H205ZM207 82H208V81H207ZM210 82H211V81H209V83H210ZM248 82H249V81H248ZM253 82H254V81H253ZM151 83H152V82H151ZM179 83H178V85L180 86ZM183 83H184V82H183ZM197 83H198V82H197ZM224 83H223V84H224ZM254 83H257V81L254 82ZM186 84H185V85H186ZM189 84H190V83H189ZM199 84H200V85H199ZM199 84H197V86H202V85H203L202 82H200ZM215 84H216V87H213L212 84L209 85V86H212V88H214L215 91H213V92L216 94V93H218V92L216 91V89H218V88H217V85L219 84V82L216 81ZM223 84L221 83V85L219 84L218 86H222ZM150 85H151V84H149V87H146V88H145V89H147L146 91H148V92H149V89H148V88L152 89ZM152 85H154V84H152ZM256 85H257V84H256ZM135 86H136V85H135ZM135 86H134V87H135ZM166 86H167V87H166ZM168 86H169V85H165V88L168 89ZM187 86H188V85H187ZM195 86H196V84H195V85L193 84L192 87L195 88ZM214 86H215V85H214ZM252 86L255 87L254 85H252ZM258 86H259V85H258ZM134 87H133V89H134ZM136 87H137V86H136ZM157 87H158V86H157ZM174 87H175V86H174ZM184 87H185V86H184ZM253 87H252V88H253ZM256 87H257V86H256ZM169 88H173V87H169ZM180 88H181V87H179V90H180ZM199 88H200V87H199ZM199 88H198V90H201V91H202V89H201V88L199 89ZM202 88H203V87H202ZM207 88H208V86L205 87V89H207ZM225 88H226V89H225ZM153 89H154V88H153ZM174 89H175V88H173V90H174ZM181 89H183V88H181ZM184 89H186V88H184ZM187 89H190V88L187 87ZM203 89H204V88H203ZM209 89H211V88H209ZM220 89H221V88H220ZM220 89H219V90H220ZM135 90H136V89H135ZM169 90L173 91L172 89H169ZM198 90H196V92H198ZM222 90H223V89H222ZM254 90H255V91H254V94L256 95L257 92H258L259 90L257 89V90H258L257 92H256V89H254ZM132 91H134V90H132ZM167 91H168V90H167ZM171 91L168 92V93H172ZM175 91H176V90H175ZM187 91H189V90H187ZM187 91L185 90L184 93H186ZM190 91H191V90H190ZM194 91H195V89H193V92H194ZM252 91H253V90H252ZM144 92H145V90H144ZM202 92H203V91H202ZM202 92H199V95H201ZM208 92H210V91H208ZM211 92H212V91H211ZM222 92H224V91H222ZM32 93H33V92H32ZM132 93L135 94V92H132ZM142 93H143V92H142ZM165 93H166V92H165ZM173 93H174V92H173ZM176 93H177V92H176ZM176 93H175V94H176ZM187 93H188V92H187ZM189 93H190V92H189ZM189 93H188V94H189ZM194 93H195V92H194ZM200 93H201V94H200ZM204 93L206 94V92H204ZM134 94H133V96H134ZM143 94H144V95H142V96H145V97H146V98L144 97L145 99H148L149 96H150V95H149L150 92H149L148 94H147L146 92L143 93ZM146 94H147V96L149 95L148 98H147ZM205 94H204V95H205ZM208 94H209V93H207L206 95L209 96L210 94H209V95H208ZM211 94H212V93H211ZM215 94H214V95H215ZM218 94H219V93H218ZM222 94H223V93H222ZM222 94H221V95H222ZM225 94H226V93H225ZM152 95H153V94H152ZM165 95H166V97H168V100H170L171 97H172L171 95H168V96H167V94H165ZM165 95H163V96H164V97H163L164 99L166 98ZM172 95H173V94H172ZM183 95H184V97L186 98L185 94H183ZM183 95H181V96H183ZM196 95H197L196 97H198V94H196ZM206 95H205V96H206ZM216 95H217V94H216ZM221 95H220V97H218V95H217V97L220 99V98L222 97ZM258 95H259V94H258ZM169 96H170V97H169ZM174 96H175V95H174ZM174 96H173V97H174ZM193 96H194V94H193ZM193 96H192L191 99L194 98V100H195L196 97H193ZM202 96H203V94H202ZM202 96H201V97H202ZM210 96H211V95H210ZM210 96H209V97H210ZM212 96H213V94H212ZM224 96H225V95H224ZM215 97H216V96H215ZM215 97H213V98H215ZM225 97H226V96H225ZM225 97H224V98H225ZM141 98H142V97H141ZM181 98H182V97H181ZM185 98L183 99V100H184L183 103L186 104L187 102L185 101ZM188 98H189V97H188ZM210 98H211V97H210ZM213 98H212V99H213ZM145 99L142 98V100H140V102L143 101V100H145ZM164 99L162 100V102H164ZM172 99H173V98H172ZM175 99H176V97H175ZM175 99L170 100V101L167 102V103H168V104L170 103V104H173V105H174L175 102H174V103H171V102L174 101ZM202 99H203V98H200V99L198 98L197 101L200 102L199 100H202ZM205 99H206V101H208L207 98H205ZM216 99H217V98H216ZM219 99L217 100V101H218V104H221V103H219V102L221 101V100H219ZM152 100H153V99H152ZM159 100H161V99H159ZM165 100L167 101V98H166ZM188 100H189V99H188ZM194 100H192V101H194ZM176 101H178V100H176ZM197 101H196V103H198ZM209 101H211V102L214 101V102L217 103V101H215V100H209ZM209 101H208V106H207V104L204 105V106H207V107L210 109L209 106L211 105V103L209 104ZM223 101H224V100H223ZM225 101H226V99H225ZM158 102H159V101H158ZM162 102H161V104H162ZM194 102H195V101H194ZM76 103H77V102H76ZM144 103H145V102H144ZM144 103H142V104L139 103V106H140V104L143 105ZM148 103H149V102H148ZM176 103H177V102H176ZM178 103H179V105L181 106V103H180V102H178ZM189 103H190V102H189ZM189 103H187L188 106H189ZM205 103H206V102H205ZM216 103H215V104H216ZM145 104H146V103H145ZM156 104H157V103H156ZM161 104H160V105H161ZM168 104H167V105H168ZM185 104H184V105H185ZM192 104L195 106V107L193 106L194 111H195V109H196V105H195V103H193V102H192ZM198 104H199V103H198ZM198 104H197V105H198ZM200 104H201V103H200ZM202 104H203V103H202ZM202 104H201V106H202ZM218 104H217V106H218ZM56 105H57V104H56ZM148 105H149V104H148ZM160 105H159V106H160ZM162 105H164V104H162ZM167 105H166V102H165V106H167ZM173 105H172V106H173ZM159 106H158V107H159ZM185 106H186V105H185ZM212 106H213V107H211V108H212V109H214V108L216 109V108H217L216 110H218V107H219V109L221 108L220 106L217 107L216 105H213V103H212ZM214 106H215V107H214ZM221 106H222V105H221ZM82 107H83V106H82ZM143 107H144V106H143ZM169 107H170V105H169ZM177 107H179V106H177V105L175 106V105H174L173 108H171V107H170V108L166 107V108H168V109H169V113H171L172 109L175 108V110H176ZM190 107H191V106H190ZM199 107H200V106H199ZM207 107H206V108H207ZM138 108H139V107H138ZM144 108H145V107H144ZM144 108L141 109V107H140L141 110H144V111H145ZM159 108H160V110L163 109L162 107H159ZM159 108H158V109H159ZM191 108H192V107H191ZM191 108H190V109H191ZM193 108H192V109H193ZM202 108H203V107H201L200 109H198V106H197L198 111H199V110H202ZM208 108H207V109H208ZM170 109H171V111H170ZM178 109H180V110L182 111V109H181L180 107H179ZM212 109H211V111H212ZM215 109H214V110H215ZM262 109H264V108H262ZM34 110H35V109H33L32 111H34ZM55 110H56V109H55ZM77 110H78V109H77ZM81 110H83V108H82ZM146 110H147V109H146ZM149 110H150V109H149ZM214 110H213V113H211L212 116L216 114V113L214 114ZM224 110H222V113H221V114H224ZM38 111H40V110H38ZM161 111H162V110H161ZM164 111H165V113L167 112L166 109H165ZM185 111H187V108H186ZM191 111H192V110H190V112H191ZM194 111H192V112L194 113ZM198 111L196 110V112H198ZM36 112H37V111H36ZM157 112H158V111H157ZM172 112H173V111H172ZM175 112H176V111H175ZM175 112H174V113H175ZM178 112H179V111H177L176 113L178 114ZM206 112H207V111H206ZM208 112H209V110H208ZM215 112H216V111H215ZM252 112H253V110H252ZM40 113H41V112H40ZM82 113H83V112H82ZM159 113H160V112H159ZM174 113H172V114L174 115ZM176 113H175V115H176ZM180 113H182L183 116L186 115V114L184 115V111H183V112H180ZM193 113H192V114H193ZM217 113H219V112H217ZM247 113H249V112H247ZM42 114H43V113H42ZM145 114H146V113H145ZM161 114H162V112H161ZM196 114H197V113H196ZM203 114H204V113H203ZM221 114H220V115H221ZM37 115H38V114H37ZM40 115H41V114H40ZM40 115H39V117H40ZM84 115H85V114H84ZM173 115H172V116H173ZM201 115H202V113L199 114V112H198V116L200 117ZM248 115H249V114H248ZM43 116H45V115H43ZM167 116H168L169 118H170V117L172 118V116H170V115H166V119H167V120L169 119ZM177 116H178V115H177ZM190 116L192 117L193 115H190ZM194 116H195V115H194ZM194 116H193V117H194ZM196 116H197V115H196ZM212 116H211V117H212ZM217 116H218V115H217ZM255 116H256V115H255ZM179 117H181V115H179L177 118H179ZM185 117H186V119H187L188 116H185ZM203 117H204V119H205V116H203ZM203 117L201 118V120L203 119ZM164 118H165V116H164ZM171 118H170V119H171ZM175 118H176V116H174L173 121H174ZM182 118H183V117H182ZM212 118H213V117H212ZM212 118H211V120H212ZM250 118H251V116H250ZM170 119H169V120H170ZM186 119H185V120H186ZM204 119H203V120H204ZM252 119H253V118H252ZM84 120H85V119H84ZM164 120H165V119H164ZM180 120L183 121L182 119H180ZM188 120H189V118H188ZM205 120H206V119H205ZM253 120H254V121H253V122H254V123H253V124H254V125H253V128H254V131H255L256 136L259 138V134H260V132H259V124L262 125V121L260 120V117H258V116H256L255 119H253ZM32 121H33V120H32ZM81 121H83V120H81ZM171 121H172V119H171ZM199 121H200V120H199ZM206 121H207V120H206ZM218 121H217V122H218ZM33 122H34V121H33ZM176 122H178V121H176ZM176 122H175V123H176ZM187 122H188L187 120H186V122L184 121L185 124H186ZM190 122H191V120H190ZM197 122H198V121H197ZM221 122L219 121V123H221ZM243 122H244V124H243ZM56 123H57V122H56ZM82 123H83V122H82ZM169 123H170V122H169ZM169 123H168V125H167V127H168L167 130H168L169 127H170V126H169ZM171 123H173V122H171ZM181 123H183V122H181ZM219 123H218V124H219ZM152 124H153V123H152ZM187 124L189 125V123H187ZM216 124H217V123H216ZM251 124H252V123H251ZM31 125H33V124H31ZM58 125H60V124H58ZM63 125H64V124H63ZM99 125H100V124H99ZM176 125H177V124H176ZM183 125H184V124H183ZM188 125H187V126H188ZM191 125H192V124H190L189 126H191ZM199 125L201 126V124H199ZM199 125H198L197 128H198V129H201V130L199 131V130H197V128H196V130H197V132H200V136H202V135H203V133L201 132V131H202V128H201ZM203 125H204V124H203ZM244 125H245V126H244ZM56 126H57V125H56ZM64 126H65V125H64ZM179 126L181 127L180 123H179ZM179 126H178V127L176 126L178 130H179ZM38 127H39V126H38ZM41 127H42V126H41ZM41 127H40V128H41ZM61 127H62V126H61ZM171 127H172V126H171ZM183 127H186V125H184ZM204 127L206 128L207 125L205 124ZM234 127L236 128L235 135H236V133H237V135H236L237 142H235V143L233 144V143H232V139H231V138H233V137H231L230 134L232 133V128H234ZM244 127H245V128H244ZM62 128H63V127H62ZM93 128H94V127H93ZM165 128H166V127H165ZM165 128L162 130L163 132H164ZM174 128H175V125H174ZM205 128H204V134L207 133V131H208V129L206 128L207 130H205ZM260 128H261V127H260ZM36 129H37V127H36ZM38 129H39V128H38ZM97 129H98V127L96 128V130H97ZM170 129H172V128H170ZM170 129H169V130H170ZM175 129H176V128H175ZM177 129H176V131H177ZM180 129H183V128L181 127ZM185 129H187V128H185ZM246 129H249V128H246ZM250 129H251V128H250ZM26 130H27V129H26ZM61 130H62V129H60V131H61ZM65 130H66V129H65ZM96 130L94 129V131H96ZM167 130H166V131H167ZM183 130H184V129H183ZM43 131H44V130H43ZM43 131H42V133H43ZM166 131H165V132H166ZM174 131H175V130H174ZM192 131H193V130H192ZM205 131H206V132H205ZM230 131H231V132H230ZM28 132H29V131H28ZM91 132H92V129H91ZM91 132H90V133H91ZM170 132H171L172 134H174V133H173V129H172V131H170ZM170 132H168V134H169ZM179 132H181V131H177V135H178V137H182V135L179 136V134H180ZM186 132H187V130H186ZM208 132H209V131H208ZM261 132H262V131H261ZM24 133H25V132H24ZM29 133H30V132H29ZM37 133H38V132H37ZM61 133H62V132H61ZM138 133H139V132H138ZM161 133H162V132H161ZM181 133H182V132H181ZM201 133H202V135H201ZM233 133H234V132H233ZM38 134H39V133H38ZM168 134L164 135V138H165V139H166L165 136H167ZM197 134H198V133H197ZM197 134H196V135L194 134V136H195V137H198ZM29 135L31 136V133H30ZM29 135H27V137H28ZM32 135H33V134H32ZM140 135H141V134L139 133V136H138L137 134H136L135 136H136V137L138 136V139H139ZM177 135H176V136H177ZM187 135H188V134H187ZM205 135H206L207 138H210V137H211L210 135L207 136L208 134H205ZM232 135H233V134H232ZM22 136H23V135H22ZM30 136H29V137H30ZM89 136H90V135H89ZM135 136L132 138L133 140L135 139ZM170 136L173 137V139H174L175 134H174V136H172V135H170ZM200 136H199V137H200ZM27 137H26V138H27ZM33 137H34V136H33ZM141 137H142V139H141ZM141 137H140V140H142V142L144 143V141H143V137H144V136H141ZM171 137L168 136V138L171 140V145H172V146H173V143L175 144V142H176V144H177V143H178L177 141H180V140L182 141L181 138H180V140H178L179 138H175L176 141H175V142H172L173 140H172ZM206 137H205V139L207 140ZM217 137H216V140H215L216 142H218V138H217ZM23 138H24V136H23ZM144 138H145V137H144ZM164 138H163V139H164ZM185 138H186V136H185ZM88 139H89V138H88ZM122 139H123V138H122ZM132 139H131V140H132ZM146 139H148V138H146ZM194 139H195V138H194ZM199 139H201V138H199ZM234 139H235V137H234ZM27 140H28V139H27ZM33 140H34V139H33ZM33 140H32V141H33ZM89 140H90V139H89ZM135 140H137V138H136ZM170 140H169V142H167V141H166V142L169 144V143H170ZM185 140H186V139H184V141H185ZM188 140H189V139H188ZM195 140H196V139H195ZM195 140H194V141H195ZM197 140H198V138H197ZM201 140H202V139H201ZM209 140H211V139H209ZM209 140H207V141H209ZM222 140H223V141H222ZM32 141H31V142H32ZM35 141H36V138H35ZM70 141H71V140H70ZM146 141H148V140H146ZM162 141H163V140H162ZM181 141H180V143H181ZM198 141H199V140H198ZM28 142H29V141H28ZM31 142H30V144H31ZM119 142H120V139H119ZM121 142H123V140H122ZM124 142H125V141H124ZM137 142H138V143H137ZM142 142H140V141H138V140L136 141V143H137L138 146H141L139 143H142ZM166 142H165V144H167ZM185 142H186V141H185ZM202 142L204 143V139H203V141L198 142V144H200V143L202 144ZM205 142H206V141H205ZM221 142H222V143H221ZM36 143H37V142H36ZM36 143H35V145H36ZM143 143H142V146H144ZM146 143H147V142H146ZM183 143H184V142L182 141V144H183ZM196 143H197V142H196ZM196 143H194V145H195ZM207 143H208V142H207ZM207 143H206V144H207ZM209 143H210V141H209ZM37 144H38V143H37ZM87 144H88V143H87ZM204 144H205V143H204ZM256 144H257V142H256ZM32 145H33V144H31V146H32ZM121 145H122V143H121ZM178 145H179V144L174 145V146H176V150H178V148H177V147H179ZM180 145H181V144H180ZM184 145H185V143H184ZM194 145H193V146H194ZM196 145H197V144H196ZM36 146H37V145H36ZM91 146H92V145H91ZM142 146L140 147L139 150L136 149V152H137V151H140V152H141V150L143 151V147H142ZM165 146H166V145H165ZM210 146H212V145L209 144V146H208V144H207L208 150H210V149H209V148H211ZM34 147H35V146H34ZM146 147H147V146H146ZM146 147H144V149H145ZM162 147H163V146H162ZM168 147H169V145L167 146V148H168ZM180 147H182V146H180ZM183 147H184V146H183ZM201 147L203 148L204 145L201 146ZM259 147H260V152L262 153V155H264V146H262L261 144H260V145L258 144V149H259ZM91 148H92V147H91ZM93 148H94V147H93ZM135 148H136V147H135ZM135 148H134V150H135ZM137 148H138V147H137ZM159 148H160V147H159ZM172 148H173V147H172ZM172 148L169 147L170 150H171ZM196 148L198 149V148H200V147L198 146V147H196ZM196 148H194V150L198 151ZM202 148H201V149H202ZM205 148H206V147H205ZM236 148H237V147H236ZM38 149H39V148H38ZM192 149H193V148H192ZM206 149H207V148H206ZM219 149H220V148H219ZM149 150H152V148L149 149ZM153 150H154V149H153ZM165 150H166V149H165ZM170 150H169V151H170ZM208 150H207V151H208ZM144 151H145V150H144ZM144 151L142 152V154H144ZM147 151H148V149H147ZM166 151H167V150H166ZM172 151H173V149H172ZM172 151L170 152L171 154L174 153V151H173V152H172ZM179 151L181 152L180 148H179ZM196 151H195L194 153L198 155V153H200V152L197 153ZM199 151H200V149H199ZM210 151H211V150H210ZM246 151H247V153H246ZM133 152L136 153L135 151H133ZM180 152H179V153H180ZM191 152H193V151H191ZM223 152H222V154H223ZM105 153H106V152H105ZM134 153H133V154H134ZM146 153H147V152H146ZM146 153H145V155H146ZM150 153H151V152H150ZM150 153H149V155H150ZM154 153H155V152H154ZM163 153L166 154L165 152H163ZM176 153H177V152L175 151V155H176V157L181 156L180 154H178V156H177ZM202 153H203V152L201 151V155H202ZM237 153H238V152H237ZM138 154L141 155V153H139V152H138ZM164 154H163V155H164ZM167 154H169V153H167ZM171 154H170V155H171ZM207 154H209V155H207V156H211V157H208V159H209V160L211 159L210 162L213 163L214 160L216 159V158L214 157L215 154L213 155V157H214L213 159H214V160L212 159V155H210V152H209V153L207 152ZM212 154H213V153H212ZM224 154H223V156H224ZM238 154H239V153H238ZM42 155H43V154H42ZM106 155H107V157H113V156H112L113 154L111 155V152H110V155H111V156H109V155H108V152H107L105 155H103V156H105V157H104V158H105V161L103 160L104 158H103V159L101 158L102 160H99V161H100V164L102 163L101 161L106 162V159H107L108 162L110 161V160H108V158L106 157ZM156 155H157V154H156ZM156 155H155V156H156ZM170 155H169V157H171ZM175 155L173 154V156H172L173 159H175V158H174ZM192 155H194V154H192ZM201 155L199 156V158H201ZM204 155H205V153H204ZM90 156H91V155H90ZM135 156H136V154L134 155V157H135ZM137 156H138V155H137ZM141 156H142V155H141ZM147 156H148V155H147ZM155 156H154V158L157 157V156H156V157H155ZM207 156H206V157H207ZM221 156H222V155H221ZM143 157L148 158V157H146V156H144V155H143ZM163 157H164V156H163ZM167 157H168V155H167ZM169 157H168V159H169ZM172 157H171V162H170V160H169L170 163H172V162L174 161V160L172 159ZM195 157H198V156H195ZM203 157H204V156H203ZM216 157H217V156H216ZM145 158H143V159H145ZM189 158H191V157H189ZM223 158H224V157H223ZM240 158H241V157H240ZM248 158H245V159L248 160ZM257 158H258V157H257ZM259 158H260V157H259ZM143 159H142V160H143ZM148 159H149V158H148ZM164 159H165V158H164ZM168 159H167V160H168ZM180 159H182V157H181ZM196 159H197V158H196ZM202 159H203V158H202ZM243 159H244V158H243ZM253 159H255L256 161H258L259 163H256V164H255V163L253 162V161H255V160H253ZM90 160H91V159H90ZM135 160H137L136 157H135ZM151 160H152V159H151ZM162 160H163V159H162ZM182 160H183V159H182ZM203 160H204V159H203ZM209 160H207V161L209 162ZM212 160H213V161H212ZM227 160H228V161H227ZM145 161H146V159H145ZM153 161H154V159H153ZM190 161H192V162L194 163L195 160L192 159V160H190ZM198 161H199V159H198ZM198 161H197V162H198ZM215 161H217V160H215ZM221 161H222V160H221ZM241 161H243V160L241 159ZM111 162H112V161H111ZM147 162H148V161H146L145 164H146ZM158 162H159V161H158ZM176 162H177V161H175L174 163L176 164ZM183 162H186V161L184 160ZM183 162H182V163H183ZM195 162H196V161H195ZM203 162H204V161H203ZM208 162H207L206 164H208ZM247 162H248V161H247ZM247 162H245V163H247ZM44 163H45V162H44ZM182 163H181V164H182ZM193 163H191L192 165H190V166H191V168H190L191 170L189 169L190 171H192V168H193V167H194L195 169L198 167V166L195 167V164H196V163H194V164H193ZM200 163L202 164L201 161H200ZM214 163H215V162H214ZM221 163H222V162H221ZM27 164H28V163H27ZM98 164H99V163H98ZM100 164H99L98 166H100ZM108 164H109V163H108ZM136 164L139 165V164L137 163V161H135L134 166H133L132 169H134V167L137 166ZM158 164H159V163H158ZM158 164H157V166H158ZM160 164H164V161H161ZM181 164H180V166H181ZM201 164H200V165H201ZM203 164H204V163H203ZM209 164H210V163H209ZM33 165H34V164H33ZM112 165H113V162H112ZM135 165H136V166H135ZM149 165H151V164H149ZM155 165H156V164H155ZM155 165H154V166H155ZM168 165H169V164H168ZM172 165H173V163H172ZM172 165H171V166H172ZM177 165H179V164H176V166H177ZM197 165H198V163H197ZM200 165H199V167H198L199 169L197 168V169H198V171H197L198 174H199V170L201 171V169H200L201 166H200ZM204 165H205V164H204ZM210 165H212V164H210ZM244 165H245V164H244ZM246 165H248V164H246ZM257 165H258V166H257ZM45 166H46V165H45ZM101 166L104 167L103 165H101ZM101 166H100V167H101ZM105 166H106V165H105ZM109 166H111V163L109 164ZM165 166H166V165H165ZM165 166L162 165L163 172L167 170V168H166ZM184 166H185V165L183 164L182 167L184 168ZM206 166H207V165H206ZM213 166H215V164H213ZM213 166H212V168H213L212 171H214V172H215V175H216V171L214 170V167H213ZM216 166H217V165H216ZM216 166H215V169L217 168ZM223 166H226V164L223 165ZM23 167H25V165H24ZM27 167H30V166H27ZM27 167H26V168H27ZM100 167H99V168H100ZM158 167H159V166H158ZM163 167H164V168H163ZM174 167H175V166H174ZM174 167H172V168H174ZM203 167H204V166H202V169H203ZM246 167H247V166H246ZM104 168H105V167H104ZM104 168H102L103 171L100 170L101 172H103V175H101V176H103V177L105 176V174H104V170H105L107 167H106L105 169H104ZM111 168H112V166H111ZM137 168L140 170L139 167H136L135 169H137ZM146 168H147V166H146ZM152 168H154V167H152ZM165 168H166V169H165ZM178 168H179V167H178ZM194 168H193V169H194ZM210 168H211V167H210ZM116 169H117V168H116ZM159 169H160V168H159ZM164 169H165V170H164ZM174 169H175V168H174ZM179 169H180V168H179ZM195 169L193 170L194 172L197 170V169H196V170H195ZM226 169H227V170H226ZM23 170H25V169L23 168ZM110 170H112V169H110ZM139 170H138V171H139ZM170 170H173V169L170 168L168 171L170 172ZM177 170H178V169H177ZM177 170H176V172L174 171V173H177ZM182 170H183V169H182ZM204 170H205V169H204ZM204 170H203V171H204ZM26 171H27V170H26ZM132 171H134V170H132ZM158 171H159V170H158ZM179 171H180V170H179ZM193 171H192V172H193ZM206 171H208V170H206ZM29 172H31V171H29ZM135 172H137V171L135 170V171L133 172V175H134V176H138V179H139V174H141V173H135ZM146 172H147V171H146ZM149 172H150V171H149ZM201 172H202V171H201ZM243 172H244V171H243ZM256 172L254 173L255 175L252 176V177H254L255 180L257 181V179H256ZM37 173H38V172H37ZM105 173H106V172H105ZM107 173H108V172H107ZM170 173H172V171H171ZM174 173H173V174H174ZM195 173H196V172H195ZM195 173H194V174H195ZM204 173H207V172L204 171ZM204 173H203V174H204ZM101 174H102V173H101ZM135 174H138V175H135ZM144 174H145V173H144ZM150 174H151V172H150ZM163 174L165 175V174H167V172H166V173H163ZM187 174H188V175H189V174L191 175V172H190V173L187 172ZM187 174H186L185 176L189 177L190 175L188 176ZM194 174L192 173L193 176H192V175H191V176H192V177H195V176L197 175V176L199 177L198 174H196V175H194ZM213 174H214V173H213ZM224 174H225V173H224ZM23 175H24V174H23ZM28 175H29V173H28ZM167 175H168V174H167ZM175 175H176V174H175ZM178 175H179V174H178ZM204 175H205V174H204ZM204 175H203V176H204ZM226 175H227V173H226ZM10 176H11V175H10ZM106 176H107V175H106ZM130 176H131V173H130ZM141 176H142V175H141ZM144 176H145V175H144ZM144 176H142V178H141L142 180H143V177H144ZM146 176H147V175H146ZM151 176L154 177L153 174H152ZM173 176H174V175H173ZM197 176H196V177H197ZM200 176H202V175H200ZM216 176H217V175H216ZM222 176H223V175H222ZM23 177L25 178L26 176H23ZM103 177H102V178H103ZM165 177H168V176H165ZM171 177H172V176H170L169 180H171ZM180 177H181V176L177 177V180H176V181H177V182H176L177 184L179 183L178 180L180 179ZM187 177H186L185 179H187ZM196 177L193 178V179H194L193 182H196V183H197V182H199L198 180H200L201 178L199 177V178H197V181H195V180H196ZM205 177H206V175H205ZM228 177H229V176H228ZM252 177H251V178H252ZM10 178H11V177H10ZM100 178H101V177H100ZM102 178H101V180H102ZM130 178H132V177H130ZM133 178H135V177H133ZM146 178H149V179H150L149 176L146 177ZM178 178H179V179H178ZM207 178H208V173H207ZM213 178H214V177H213ZM254 178H253V179H254ZM25 179H27V178H25ZM25 179H24V180H25ZM149 179H148V180H149ZM174 179H176V176H175ZM188 179H189V178H188ZM191 179H192V178H191ZM193 179H192V180H193ZM202 179H203V178H202ZM208 179H209V180L211 179V178H210V175H209V178H208ZM223 179H224V178H223ZM227 179H228V178H227ZM5 180H6V178H5ZM101 180L99 179L100 182H101ZM148 180H147V181H148ZM150 180H151V179H150ZM150 180H149V181H150ZM152 180H153V178H152ZM167 180H168V179H167ZM209 180L207 181V179L204 178V181H203V182L207 181V182H206V186H210V185H212V187H213L214 182H213V184H211V183L209 182ZM213 180H214V179H213ZM230 180H231V182H229ZM255 180H253V181H255ZM261 180H264V179H261ZM102 181H103V180H102ZM106 181H107V180H106ZM106 181H105V182H106ZM132 181H133V183H134V180H132ZM145 181H146V179H145ZM145 181H144V182H145ZM163 181H164V180H163ZM172 181H173V179H172ZM174 181H175V180H174ZM179 181H180V180H179ZM210 181L212 182V180H210ZM218 181H219V180H218ZM237 181H234V182L236 183ZM100 182H97V183L99 184ZM126 182L129 183V182H131V180H130V181H127V180H126ZM135 182H136V181H135ZM137 182H138V180H137ZM152 182H154V181H151V182H149V183H150L151 185H153L154 183H152ZM180 182H181V181H180ZM188 182H189V180H188ZM188 182H187V183H188ZM190 182H192V181H190ZM208 182H209V183H208ZM234 182H233V185H235ZM240 182H239V183H240ZM24 183H25V182H24ZM128 183H127V184L125 183L127 186H126V187L123 186L124 189H125V188L128 189V188L130 187V184H131V183H130L129 185H128ZM133 183H132V184H133ZM149 183H148V182H145V184L149 185L148 187H150V184H149ZM169 183H171V181H169ZM207 183H208V185H207ZM216 183H218V182H216ZM230 183H231V184H230ZM248 183H249V182H248ZM248 183H247V185H248ZM98 184H97L96 186H95V185H94V186L97 187ZM100 184H101V183H100ZM125 184H124V185H125ZM138 184H139V183H138ZM140 184H141V183H140ZM140 184H139V185H140ZM143 184H144V183H142L141 186L146 188L147 186H145V185L143 186ZM158 184H159V181H158ZM166 184H167V182H166ZM177 184H176V185H177ZM190 184H192V183H190ZM199 184H200V183H199ZM199 184H198V185L195 184V186H199ZM202 184H203V183L200 184L199 189H201V185H202ZM204 184H205V183H204ZM204 184H203V185H204ZM249 184H252V183H249ZM254 184H255V183H254ZM68 185H69V184H68ZM164 185H165V184H164ZM218 185H220V184L218 183ZM218 185H217V186H218ZM228 185H227V187H228ZM233 185H231V186L233 187ZM236 185H238V183H237ZM257 185H258V186H257ZM94 186H92V187L95 189ZM103 186H104V185L101 184V187L103 188L102 191L105 190V187H103ZM128 186H129V187H128ZM131 186H132V185H131ZM133 186H134V185H133ZM135 186H136V184H135ZM135 186H134V187H135ZM158 186H159V185H158ZM167 186H169V185H167ZM178 186H179V185H177L176 187L178 188ZM181 186H183V185H181ZM195 186H194V187H195ZM217 186H216V187H217ZM225 186H226V185H225ZM231 186H230V187H231ZM249 186H250V185H249ZM69 187H70V186H69ZM69 187H68V188H69ZM101 187H100V185L98 186L99 189H100ZM123 187H122V188H123ZM148 187H147V188H148ZM152 187H153V186H152ZM152 187H150V188L152 189ZM163 187L165 188V186H163ZM170 187H171V186H170ZM174 187H175V185H174ZM212 187L210 186L209 189L212 188ZM218 187H219V186H218ZM218 187H217V189H218ZM238 187H239V185H238ZM102 188H101V189H102ZM132 188H133V187H132ZM145 188H144V189H145ZM150 188H148V191L151 190ZM188 188H189V187H188ZM204 188H205V187H204ZM235 188H234V189H235ZM72 189H73V188H72ZM96 189H97V188H96ZM124 189H123V190H124ZM129 189H130V188H129ZM153 189H154V187H153ZM153 189H152V190H153ZM155 189H156V188H155ZM166 189H168V188H166ZM170 189H171V188H170ZM180 189H181V188H180ZM184 189H185V188H184ZM189 189H190V188H189ZM192 189H194V188H192ZM207 189H208V188H207ZM207 189H206V190H207ZM209 189H208V190H209ZM220 189H221V188H219L218 190H220ZM228 189H229V188H228ZM47 190H48V189H47ZM68 190H70L69 192H71L70 195H71V197H72V195H74L75 192H74V191H71V189H68ZM97 190H98V189H97ZM97 190H95L96 193H98ZM121 190H122V189H121ZM141 190H143V189L141 188ZM168 190H169V189H168ZM171 190H172V189H171ZM177 190H178V189H177ZM202 190H203V189H202ZM92 191H93V190H92ZM98 191H100V190H98ZM102 191H100L101 196H100V194L98 195V196H100V198H99V197H96L97 200L93 199V201H92L93 203H94V201H97V203H98L99 200H101V202L105 200L104 197H106V196H102V195L106 194V193H104L106 190H105L103 193H102ZM128 191H131V190H128ZM128 191L126 192V193H128V194H130V193L133 192V191H131V192H128ZM136 191H137V190H136ZM145 191H147V189L144 190V192H145ZM182 191H183V190H182ZM182 191H181V193H182ZM185 191H187V190H185ZM193 191H194V190H192V192H193ZM211 191H212V189H211ZM211 191H208V192L211 193ZM222 191H223V190H222ZM222 191L220 190V192H222ZM65 192H66V191H65ZM69 192H67V193L69 194ZM72 192H74V194H73ZM119 192H120V191H119ZM153 192H154V191H153ZM177 192H178V191H177ZM195 192H196V191H195ZM195 192H194V195H195ZM199 192L202 193L201 190H200ZM220 192H219L218 194H221ZM77 193H78V192H77ZM113 193H114V190H113ZM122 193H124V192L122 191ZM150 193H152V192H150ZM165 193H166V191L164 192V194H165ZM167 193H169V195H170V192H167ZM196 193H197V192H196ZM201 193H200L199 195H200V197L202 198L203 194L201 195ZM203 193H204V192H203ZM205 193H206V192H205ZM228 193H229V192H228ZM152 194H153V193H152ZM179 194H180V192H179ZM186 194H187V193H185V196L188 195V194H187V195H186ZM197 194H198V193H197ZM208 194H209V193H208ZM218 194H217V195L214 194V195L216 196V198H220L221 196H222V197L224 196V195L219 196ZM65 195H67V194H65ZM70 195H69V196L67 195V197L71 198ZM90 195H91V194H90ZM93 195H94V194H93ZM121 195H122V194H121ZM125 195H126V194H124V196H125ZM130 195H131V198H130L129 195H128V199L130 198L131 201H132V200H133V198H132V194H130ZM133 195H136V194H133ZM143 195H144V194H143ZM149 195L151 196V194H148V198H147V199L150 198ZM169 195H166V196L168 197ZM180 195H182V194H180ZM204 195H205V194H204ZM206 195H207V194H206ZM31 196H32V195H31ZM136 196H137V195H136ZM141 196H142V195H141ZM141 196L138 197V198H139V199H143ZM144 196H145V195H144ZM146 196H147V195H146ZM153 196H154V195H153ZM162 196H163V195H162ZM182 196H183V195H182ZM210 196H211V195H210ZM248 196H250V195H248ZM33 197H35V196H32V198H33ZM60 197H62V196H60ZM74 197L77 198V195H76V196L74 195ZM89 197H90V196H89ZM121 197H122V198H120V199L123 200V196H121ZM125 197L127 198V195H126ZM125 197H124V200H125ZM154 197H155V196H154ZM164 197H165V196H164ZM167 197H165V198H167ZM171 197H173V196H170V198H171ZM178 197H179V196H178ZM222 197H221V198H222ZM244 197H246V198H244ZM25 198H26V197H25ZM28 198H30V197H28ZM91 198H95V197H91ZM135 198H136V197H135ZM135 198H134V199H135ZM138 198H137V199H138ZM168 198H169V197H168ZM181 198H182V197H181ZM185 198H186V197H185ZM194 198H195V197H194ZM201 198H200V200H201ZM214 198H215V197H214ZM221 198H220V201L223 200V199H221ZM252 198H253V196H252ZM110 199H111V198H110ZM128 199H126L125 202H127ZM137 199H136V200H137ZM145 199H146V198H145ZM147 199H146V202H145V203H149V202H147ZM171 199H172V198H171ZM197 199H199V197L196 198V201H197ZM210 199H211V197H210ZM227 199H228V198H227ZM237 199H236V201H237ZM249 199H250V197H249ZM249 199H248V200H249ZM25 200H26V199H25ZM25 200H24V201H25ZM33 200H34V198H33ZM91 200H92V199H91ZM108 200H109V199H108ZM136 200H135V202H136ZM150 200H152V201L155 200V201H154L155 203L153 204V202H151ZM150 200H149V201H150L151 203H150V205L148 204V206H150L148 210H146V206H145V207H142V208H145L144 211L147 212L146 215L148 214V215L150 216L149 218L152 217V216L150 215V212L152 211V208L154 209V205H155V204H156V205L158 204V203H156V202L158 201V199H157V201H156V197H155L154 200H153V199H152V196H151ZM179 200H180V199H179ZM181 200H182V199H181ZM183 200H184V196H183ZM183 200H182V201H183ZM202 200H203V199H202ZM64 201H65V200H64ZM64 201H63V203H64ZM106 201H107V200H106ZM131 201H128V203L131 202ZM138 201H139V200H138ZM138 201H137V202H138ZM164 201H165V200H164ZM168 201L170 202V200H168ZM204 201H205V200H204ZM220 201L218 200V203H220ZM92 202H91V203H92ZM99 202H100V201H99ZM101 202L99 203L100 206H101ZM113 202H114V199H113ZM118 202H119V200H118ZM122 202H123V201H122ZM125 202H123V204H124ZM140 202H142V201H140ZM140 202H139V203H140ZM143 202H144V201H143ZM158 202H159V201H158ZM180 202H181V201H179V205H180ZM184 202H186V199L184 200ZM201 202H202V201H201ZM225 202H226V201H225ZM225 202H224V200H223L221 203H224L223 205H226L227 203L225 204ZM243 202H244L245 204H242ZM243 202H241L240 210H241V208H242V205H246V204H247L246 201H243ZM250 202H251V201H250ZM30 203H31V202H30ZM114 203H115V202H114ZM128 203H127L126 205H128ZM132 203L135 204L134 201H132ZM195 203H196V202H195ZM209 203H210V201H209ZM35 204H38V203H35ZM104 204H105V201H104ZM107 204H108V203H107ZM117 204H118V203H117ZM119 204H120V203H119ZM133 204H130V205L133 206ZM141 204H142V203H141ZM199 204H200V203H199ZM203 204L206 205V204H208V203L205 204V202H204ZM27 205H28V203H27ZM137 205H138V204H136V206H137ZM159 205L161 206V203H160ZM179 205H176V206L179 207ZM182 205H183V204H182ZM186 205H187V202H186ZM186 205H184V206H186ZM195 205H198V203L195 204ZM204 205H203V206H204ZM211 205L214 206L213 204H211ZM220 205L223 206L222 204H220ZM249 205L251 206L250 203H249ZM57 206H58V205H57ZM92 206L94 207V205H91V207H90L91 209H93ZM95 206H96V205H95ZM112 206H113V205H112ZM119 206H120V205H119ZM140 206H142V205H140ZM143 206H144V205H143ZM218 206H219V204H218ZM218 206H217V207H218ZM226 206H227V205H226ZM32 207H33V206H32ZM37 207H38V206H37ZM104 207H107V206L105 205ZM113 207H115V205H114ZM161 207H162V206H161ZM180 207H182L183 209H185V207H183V206H180ZM186 207H187V206H186ZM191 207H192V206H189V205H188V209H190ZM206 207H207V205H206ZM227 207H228V206H227ZM227 207H226V208H225V206H224V208H223V207H222V208L219 207L218 209H225V211L227 212V215H228V212L230 211V209L227 210ZM229 207H230V206H229ZM244 207H245V210H246V207H247V206H244ZM244 207H243V208H244ZM59 208H60V207H59ZM59 208H58V209H59ZM128 208H129V206H128ZM142 208H141V209H142ZM158 208H159V207L157 206V208H155L154 211H156V212L163 211V210H162L163 208H161V210L158 209ZM212 208H213V207H212ZM248 208H250V207H248ZM256 208H257V209H256ZM50 209H51V208H50ZM58 209H57V210H58ZM104 209H105V208H104ZM104 209L102 208V211H103ZM117 209H118V208H117ZM130 209H131V208H130ZM132 209H134V208L132 207ZM132 209H131V210H132ZM156 209H157V210H156ZM179 209H180V208H179ZM179 209H178V210H179ZM201 209H202V208H200V212L204 209V207H203L202 210H201ZM33 210H34V209H33ZM95 210H96V209H95ZM95 210H94V211H95ZM106 210H107V209H105L104 211H106ZM134 210H135V209H134ZM134 210H132V211H134ZM159 210H160V211H159ZM170 210H171V209H170ZM175 210H176V209H175ZM186 210H187V209H185V211H186ZM190 210H192V208H191ZM190 210H189V211H190ZM193 210H194V209H193ZM193 210H192V211H193ZM210 210H211V208H210ZM238 210H239V209H238ZM238 210H237V211H238ZM245 210L243 209V213H242V214H247V213H244ZM98 211H99V209H98ZM113 211H114V210H113ZM132 211H131V212H132ZM179 211H180V210H179ZM183 211H184V210H183ZM183 211H182V212H183ZM192 211L189 212L190 214L188 213L190 216H191ZM205 211H207V210H205ZM205 211H204L203 213L206 215ZM211 211H212V210H211ZM221 211H222V210H220V213L223 214V213H224V210H223L222 212H221ZM248 211H249V209H248ZM251 211H252V210H251ZM34 212H35V211H34ZM152 212H153V211H152ZM165 212H166V211H165ZM171 212H172V210H171ZM175 212H176V211H175ZM187 212H188V211H187ZM218 212H219V211H218ZM218 212H217V213H218ZM226 212H225V213H226ZM246 212H247V210H246ZM36 213H37V212H36ZM89 213H90V211H89ZM94 213H96V211H95ZM104 213H105V212H103V214H102L103 216H104ZM136 213H137V212H136ZM207 213H208V212H207ZM220 213H219V215H220ZM34 214H35V213H34ZM98 214H99V212H98ZM98 214H96V215H98ZM132 214H133V213H132ZM138 214H139V211H138ZM158 214H159V213H158ZM160 214L163 215V213H161V212H160ZM181 214H182V213H181ZM184 214L186 215V213L183 212V215H184ZM231 214H232V213L229 212V215H231ZM240 214H241V211H240ZM248 214L250 215V212H249ZM58 215H59V214H58ZM119 215H120V214H119ZM121 215H122V214H121ZM133 215H134V216H132V217H134V218H132V219H135V215H136L135 212H134ZM141 215H142V214H141ZM153 215H156V214L153 213ZM172 215H173V214H172ZM189 215H187V216H189ZM216 215H217V214H216ZM219 215H217L218 218H219ZM224 215H225V214H224ZM227 215H226V216H227ZM38 216H39V215H38ZM38 216H37V217H38ZM91 216H92V215H91ZM100 216H101V214H100ZM143 216H145V215H143ZM143 216H142V217H143ZM164 216H165V215H164ZM181 216H182V215H181ZM181 216H180V219L183 218V217H181ZM187 216L184 217V218H187ZM193 216L196 217L197 215L195 216V214H192L191 218H193ZM202 216H203V214H202ZM209 216H212V215H209ZM232 216H233V215H232ZM243 216H244V215H243ZM246 216H247V215H246ZM97 217H98V216H95V220H96V221L98 220ZM139 217H140V216H139ZM159 217H160V216H158L157 218H159ZM224 217H225V216H224ZM233 217H235V216H233ZM233 217L231 218L232 220H233ZM249 217H250V216H249ZM38 218H39V217H38ZM98 218H99V217H98ZM101 218H102V222H101V223L103 224L105 220L103 221V217H102V216H101ZM101 218H100V220H101ZM136 218H138V217H136ZM147 218H148V217H147ZM152 218H153V217H152ZM152 218H151V219H152ZM184 218H183V219H184ZM191 218L189 219L190 221L193 220V219H191ZM197 218H198V217H197ZM201 218H202V217H201ZM203 218L205 219V217H203ZM211 218H212V217H211ZM228 218H229V217H228ZM244 218H245V217H243V220H244ZM247 218H248V217H247ZM247 218H246V219H247ZM18 219H19V218H18ZM48 219H49V217H48ZM106 219H107V218H106ZM119 219H121V217H120ZM122 219H123V217H122ZM163 219H164V218H163ZM166 219H167V218H166ZM183 219H182V220H183ZM195 219H196V218H194V220H195ZM198 219H199V218H198ZM220 219H221V215H220V218L218 219V222H219V221L221 222ZM225 219H226V218H225ZM229 219H230V218H229ZM20 220H21V219H20ZM33 220H34V219H33ZM56 220H58V219H55V221H56ZM90 220H91V219H89L88 221H90ZM135 220H136V219H135ZM135 220H133V221L131 220V225L133 224V227L130 225V229H132V230L134 229L135 231H137V230L134 228V227H135V226H134V225H135V224H134ZM144 220H145V217H144ZM147 220H148V219H147ZM154 220H155V221H154ZM154 220H153V219L151 220V221H152V223H151L152 225H151V226L153 227L154 225H155V226L157 225V226H156V229H157L158 226L160 227L162 223H163V224L165 223L164 221H163L162 223H160L159 221H162V219L160 220V218H159V221H158L157 219H154ZM164 220H165V219H164ZM182 220H181V221H182ZM187 220H188V219H186V222H187V223H188V222L190 223V221H187ZM194 220H193V221H194ZM209 220H210V219H209ZM234 220H235V219H234ZM55 221H53V222H55ZM115 221H116V220H115ZM121 221H122V220H120V222H121ZM151 221H149V222H151ZM157 221L159 222L160 225H159V224H156ZM165 221H166V220H165ZM183 221H185V220H183ZM196 221H197V220H196ZM224 221H225V220H224ZM247 221H248V219H247ZM33 222H34V224H35V221H33ZM53 222H50V221H49V222H47V224L51 223V225H52ZM76 222H77V221H76ZM86 222H87V221H86ZM90 222H91V224H92V221H90ZM90 222H89V223L87 222L88 225H87V224H84L85 227H86V225L89 226ZM120 222H118V223H120ZM145 222H146V221H145ZM158 222H157V223H158ZM168 222H169V221H168ZM178 222H179V221H178ZM218 222H217V223H218ZM220 222H219V224H220ZM245 222H246V221H245ZM253 222H252V223H253ZM17 223H19V222L17 221ZM77 223H78V222H77ZM95 223L97 224V222H95ZM105 223H106V222H105ZM114 223H115V222H114ZM135 223H136V222H135ZM180 223H181V222H180ZM197 223H199V222H197ZM226 223H227V222H226ZM228 223L231 224V225L233 224V223H230V222H228ZM242 223H244V222H242ZM47 224H46V225H47ZM74 224H76V223H74ZM102 224H101V225H102ZM120 224H121V223H120ZM184 224H185V222H184ZM193 224H194V225H192V226H193L192 228L198 229V228L195 227L196 223L194 222ZM76 225H77V224H76ZM76 225H75V226H76ZM103 225H105V224H103ZM118 225H119V224H118ZM146 225H147V224H146ZM199 225H200V224H199ZM246 225H247V224H246ZM49 226H50V224H49ZM72 226L74 227V225H72ZM79 226H80V225H79ZM94 226H95V225H94ZM98 226H100V225H98ZM144 226H145V225H144ZM147 226H149V225H147ZM155 226H154V227H155ZM162 226L165 227L164 225H162ZM168 226H169V225H168ZM183 226H184V225H183ZM197 226H198V225H197ZM201 226H202V225H200V229H201L202 232H203V229H202L203 226H202V227H201ZM208 226H209V225H208ZM216 226H217V224H216ZM218 226H219V225H218ZM218 226H217V227H218ZM229 226H230V225H229ZM229 226L226 227V230L229 228ZM252 226H253V224H252ZM47 227H48V225H47ZM80 227H81V226H80ZM85 227L83 226V227L80 228V229H83V228H85ZM95 227H96V226H95ZM100 227H102V226H100ZM108 227H109V226H108ZM117 227H118V230H121V228L119 229L120 226H117ZM117 227H115V228H117ZM154 227H153L152 229H153V230H156V229H154ZM185 227H187V226H185ZM198 227H199V226H198ZM204 227H205V226H204ZM204 227H203V228H204ZM214 227H215V226H214ZM219 227H220V226H219ZM223 227H224V226H223ZM223 227H221V228L224 229ZM230 227H231V226H230ZM241 227H243V224H242ZM33 228H34V227H33ZM71 228H72V227H71ZM89 228H90V227H89ZM115 228H114V229H115ZM148 228H149V227H148ZM150 228H151V227H150ZM150 228H149V229H150ZM253 228H254V227H253ZM87 229H88V227H87ZM94 229H95V228H94ZM102 229H103V228H102ZM102 229H101V232L103 231ZM107 229H108V228H107ZM152 229H150V231H148V232H151ZM161 229H162V228L160 227L159 230H161ZM200 229H198V230H196V231L199 232ZM216 229H217V228H216ZM218 229H219V228H218ZM232 229H233V227H232L230 230L228 229L227 231L229 232V231H231ZM244 229H245V228L243 227V230H244ZM70 230H71V229H70ZM88 230H89V229H88ZM88 230H87V231H88ZM99 230H100V229H99ZM132 230H131V232H132ZM145 230H147V228H146ZM153 230H152V231H153ZM201 230H200V232H201ZM219 230H220V229H219ZM243 230H242V228H241L240 234L242 233ZM35 231H36V230H35ZM73 231H74V229H73ZM90 231H91V228H90L89 232H90ZM121 231H122V230H121ZM135 231L133 232V233H134L133 236H136V232H135ZM168 231H169V230H168ZM204 231H205V230H204ZM216 231H217V230H216ZM216 231H215V232H216ZM60 232H61V231H60ZM76 232H77V230H76ZM76 232H75V235H74V236H76V235H77V236L74 237V239L71 238V241L69 240V241H70V243H69L70 245H68V242H69V241H68V242L66 241V242H64V243H65L64 245L62 244V246H61V244H60V247L56 246L57 248L55 247L56 249H55L54 251H51V252H52L51 254L47 253V255L49 254L48 257H47L46 255H44V256H46V258L43 256V257H44L43 264H85V263L87 264L86 260H87L88 256L90 257L91 253L93 254L92 251L95 250V248L93 249V247H94L93 245H96V244H93V243H92V242H94V240H93L94 237L90 235L92 232H90V233L88 232L89 234H87V232H86V234H85V233H84L85 231H84V232L82 231L83 234H81V231L78 230V232H79L80 234H79L78 232H77V233H78L79 235L76 234ZM97 232H98V230H97ZM117 232H120V231H117ZM131 232H130V234H132ZM154 232H155V231H154ZM154 232H153V233L151 232V233L154 234ZM156 232L159 233L158 229H157ZM156 232H155V233H156ZM179 232H180V231H179ZM190 232H191V229H190ZM200 232H199L198 234H200ZM202 232H201V233H202ZM217 232H218V233L214 235L215 237H216V236L219 237V235H220V234H219L220 231H217ZM223 232H224V230H223ZM223 232H222V234H223ZM231 232H232V231H231ZM231 232H230V233H231ZM244 232H245V231H244ZM252 232H253V231H252ZM254 232H253V233H254ZM67 233H68V231L66 232V234H67ZM69 233H70V231H69ZM98 233H99V232H98ZM102 233H103V232H102ZM187 233H188V232L186 231L185 234H187ZM193 233H195V232H194V229H192V234H193ZM220 233H221V232H220ZM230 233H228V234H229L228 236L231 237ZM93 234H94V232H93ZM93 234H92V235H93ZM106 234H107V233H106ZM144 234H146L145 236L148 238V236H147L148 233H144ZM195 234H197V232H196ZM202 234H203V233H202ZM202 234H200L201 237H202ZM224 234H225V233H224ZM231 234H232V233H231ZM242 234H244V233H242ZM242 234H241V235H242ZM70 235H71V234H70ZM100 235H101V234H100ZM100 235H99V236H100ZM102 235H103V234H102ZM122 235H124V231H123V234H122ZM125 235H126V234H125ZM125 235H124V236H125ZM127 235H128V233H127ZM159 235H160V234H159ZM200 235H199V236H200ZM255 235L252 234V238H253V236H255ZM258 235H256V236H258ZM66 236H69V235H66ZM66 236L64 237L65 239L67 238ZM111 236H112V234H111ZM116 236H117V234H116ZM129 236H131V235H129ZM129 236H126V237H129ZM150 236L153 237V235H150ZM156 236H157V234L155 235V237H156ZM162 236H166V235H165V232H163ZM191 236H192V235H191ZM191 236H189V237H191ZM196 236H197V235H196ZM208 236H209V235H208ZM62 237H63V236H62ZM62 237H61L60 239H62ZM100 237H101V236H100ZM100 237H99V239H100ZM105 237H106V236H105ZM117 237H118V236H117ZM120 237H121V236H120ZM122 237H123V236H122ZM126 237H123V238H124V240L126 241V242H124V243L127 244L128 241L130 242L131 239L127 241V239H129V238L126 239ZM136 237H139V235L136 236ZM136 237H135V238H136ZM146 237L143 236V239H145ZM152 237L150 238V240H148V242H150V245H152V244H151ZM159 237H161V235H160ZM201 237H198V238L201 239V240L203 241V238L206 237V234H205V236H204L203 238H201ZM218 237H217V238H218ZM221 237H223V236L221 235ZM106 238H107V237H106ZM106 238H105V239H106ZM130 238H131V237H130ZM132 238L134 239V237H132ZM163 238H164V237H163ZM163 238H161V239H163ZM192 238H193V240H191ZM194 238H195V235H194V237L192 236V237L189 238V239H190L191 241L195 242V241H194ZM217 238H216V239H217ZM223 238H224V237H223ZM228 238H229V237H228ZM133 239H132V241H134V240H138V238H136V239H134V240H133ZM157 239H158V237H157ZM157 239H156V242H158ZM161 239H160V240H161ZM219 239H220V238H219ZM219 239H217V240H219ZM103 240H104V238H103ZM122 240H123V239H122ZM145 240H147V239H145ZM158 240H159V239H158ZM163 240L167 242V240H165V238H164ZM163 240H162L161 242H164ZM179 240H180V239H179ZM183 240H185L184 236H183L182 241H183ZM195 240H197V238H195ZM229 240H230V239H229ZM59 241H60V240H59ZM116 241H118V238H117V240H115V243H114L115 246H117V245H116ZM199 241H200V240H199ZM202 241H200V242L202 243ZM226 241H228V240H226ZM48 242H52L53 245H56V244L58 243V239H51V238H49V239H48ZM96 242H97V240H96ZM109 242H110V241L107 240V239L104 240V241L102 242V243H103V248H104V250H106V251L112 253V248H111V245L109 244ZM134 242H135V241H134ZM154 242H155V241H154ZM156 242H155V244H158L160 241H159L158 243H156ZM171 242H172V241H171ZM217 242H218V241H217ZM220 242H221V240L219 241V243H220ZM229 242H230V243H229ZM229 242H226L225 246H227V243H229V244H228V247H229V245L233 243V242H231V241H229ZM41 243H42V242H41ZM46 243H47V242H46ZM124 243H122V244L124 245ZM131 243H132V242H131ZM143 243H144V242H142V245H143ZM152 243H153V241H152ZM167 243H168V242H167ZM181 243H183V242H181ZM189 243L193 244L192 247L194 248V247H195L194 245H195L197 242H195V244H194V243H192V242L189 241ZM203 243H204V242H203ZM213 243H214V242H213ZM47 244H48V243H47ZM47 244H46L45 246H47ZM122 244H121V246H123ZM135 244L137 245V242H136ZM148 244H149V243H148ZM160 244H162V243H160ZM164 244H165V246H168V247L170 246V244H169V245H167L166 243H164ZM199 244H200V243H199ZM217 244H218V243H217ZM223 244H224V242H223ZM37 245H38V244H37ZM132 245H133V246H132ZM136 245H135V246H136ZM144 245H145V244H144ZM153 245H154V243H153ZM153 245H152V246H153ZM188 245L191 246V245L188 244V242H187V246H188ZM203 245H205V244H203ZM203 245L201 244L202 248H203L204 251H205V249H206V245H205V247H203ZM213 245L215 246V244H213ZM41 246H42V245H41ZM98 246H99V245H98ZM125 246H127V245H125ZM128 246H129V244H128ZM130 246H131L133 249H134V247H135V246H134V243L131 244ZM138 246H139V245H138ZM138 246H137V247H138ZM146 246H148V245L146 244ZM157 246H158V245H157ZM159 246H160V245H159ZM163 246H164V245H163ZM165 246H164V247H165ZM177 246H178V245H177ZM197 246H198V245H197ZM197 246H196V247H197ZM216 246H217V245H216ZM218 246H219V245H218ZM218 246H217V247H218ZM233 246H235V244H234V245L232 244V247H231L232 250H234V247H233ZM21 247H22V246H21ZM36 247H37V246H36ZM43 247H44V246H43ZM53 247H54V246H53ZM113 247H114V246H113ZM144 247H145V246H144ZM155 247H156V246L151 247V248L154 249ZM164 247H163V248H164ZM182 247H183V245H182ZM196 247L193 249V252H191L192 255L189 253V254L191 255L192 262H193L194 258H195L196 260H197V258H198V257H197V258L195 257V255H197V254L194 253V252L197 250ZM212 247H213V246H212ZM96 248H97V247H96ZM115 248H116V247H115ZM123 248H124V247H122V249H123ZM132 248L129 249V251H130V250L132 251ZM149 248H150V247H149ZM151 248H150V249H151ZM183 248H184V247H183ZM186 248L188 249L189 247H186ZM200 248H201V247H200ZM202 248L200 249V250H201L200 252H202ZM49 249H50V248H49ZM119 249H120V248H119ZM137 249H138V248H137ZM153 249H152V250H153ZM161 249H162V248H161ZM166 249H167V247H166ZM166 249H165V250H166ZM184 249H185V248H184ZM191 249H192V248L190 247V249H188V250H191ZM226 249H228V248L225 247V249H223V250H226ZM256 249H257L258 251H257ZM42 250H43V249H42ZM47 250H48V249H47ZM142 250H143V249H141V251H142ZM152 250H148V252H149V251L151 252ZM154 250H155V249H154ZM154 250H153V252H154ZM158 250H160V247H158ZM167 250H170V248H168ZM188 250H186V251H188ZM194 250H195V251H194ZM208 250H209V249H207V253L209 252ZM229 250H230V248H229ZM37 251H38V250H37ZM39 251H40V250H39ZM95 251H97V249H96ZM102 251H103V249H102ZM106 251H105V252H106ZM115 251H117V250L115 249ZM135 251H136V250L132 251V252H134L133 254H136ZM144 251H145V250H144ZM160 251H161V250H160ZM160 251H159V252H160ZM170 251H171V250H170ZM204 251L201 253L202 255H203V253H205ZM210 251H212V250H210ZM227 251H228V250H226L225 253H226ZM34 252H35V251H34ZM105 252H104V253H105ZM117 252H118V251H117ZM120 252H122V250H120ZM125 252H126V251H125ZM125 252L123 253V255L125 254ZM153 252H152V253H149V255L151 256V255L153 254V256H154V253L156 254V252H154V253H153ZM157 252H158V251H157ZM159 252H158V253H159ZM161 252H163V251H161ZM161 252H160V253H161ZM168 252H169V251H168ZM168 252H167V253H168ZM223 252H224V251H223ZM223 252H222V253H223ZM231 252H232V251H231ZM235 252H236V251H235ZM44 253H45V252H44ZM97 253H98V251H97ZM101 253H102V252H101ZM114 253H115V252H114ZM130 253H131V252H130ZM140 253H141V252H140ZM142 253H143V255L148 254V253H146V252H145V254H144L143 251H142ZM142 253H141V254H142ZM171 253H172V252H171ZM182 253H183V252H182ZM198 253H199V251H198ZM216 253H217V252H216ZM233 253H234V252H233ZM34 254H35V253H34ZM39 254H40V253H38V255H39ZM118 254H119V252H118ZM161 254H162V253H161ZM161 254L156 255L155 258H157V256H158V258H157V261H158V262H156V264H157V263L160 264L159 260L161 261V260H163L164 257H167V255L165 256L164 253H163L164 257L162 258V257H161V256H162ZM193 254H195V255H193ZM214 254H215V253H214ZM227 254H230V257H232V256H231L232 253H229V251H228V253L225 254L226 257L228 258L229 256H227ZM29 255H30V254H29ZM123 255H122V256H123ZM130 255H131V254H130ZM130 255L128 254V256H130ZM143 255H142V257H143ZM168 255H169V254H168ZM170 255H171L172 258L174 259L173 255H172V254H170ZM202 255H201V256H202ZM204 255H206V254H204ZM209 255H210V254L208 253V256H209ZM216 255H217V254H216ZM239 255H240V254H239ZM32 256H33V255H32ZM91 256H92V255H91ZM93 256H95V255H93ZM96 256H97V254H96ZM114 256H115V255H114ZM114 256H113V257L111 256V257H112V258H115L116 256H115V257H114ZM134 256H135V255H134ZM134 256H132V257H134ZM138 256H139V254H138ZM146 256H147V255H146ZM150 256H148V257H150ZM171 256H170L169 258L172 260ZM211 256H212V255H211ZM222 256H223V255H222ZM240 256H241V255H240ZM29 257H30V256H29ZM117 257H118V256H117ZM151 257H152V256H151ZM159 257H161L162 259H160ZM193 257H194V258H193ZM199 257H200V255H199ZM203 257H204V256H203ZM209 257H210V256H209ZM209 257H208V258H209ZM212 257H213V256H212ZM226 257H225V258H226ZM237 257H238V256H237ZM30 258H31V257H30ZM33 258H34V257H33ZM33 258H32V259H33ZM37 258H39V257L37 256ZM90 258H91V257H90ZM90 258H88V259H90ZM112 258H110V259H112ZM119 258H120V257H118V259H119ZM127 258H128V257H127ZM129 258H130V257H129ZM129 258H128V260H129ZM134 258H135V257H134ZM152 258H154V257H152ZM152 258H151V259H152ZM167 258H168V257H167ZM167 258H166V259H167ZM175 258H177V257L175 256ZM239 258H240V257H238V261H240ZM40 259H42V258L40 257ZM94 259H96V257H94ZM94 259L92 258L93 262L95 263ZM110 259H109V261H110L109 264H113V262H111V261H115V260H114V259H113V260H110ZM115 259H116V258H115ZM132 259H133V258H132ZM138 259H139V260L141 259L140 261L143 260L141 257L138 258ZM145 259H147V257H146V258L144 257V261H142L143 263H141V262H137V264H138V263L144 264V262H146ZM148 259H149V258H148ZM151 259H149V261H150ZM158 259H159V260H158ZM166 259H165V260H166ZM170 259H168V261H169ZM201 259H203V258H201ZM35 260H37V259L35 258ZM133 260H134V259H133ZM152 260H153V259H152ZM171 260H170L169 263L172 264ZM196 260L194 261V263L196 262ZM206 260H208V259L205 258L204 261H203V260L200 261V262H201L200 264H202V262L204 263ZM211 260H212V258H211ZM213 260H214V259H213ZM213 260H212V261H213ZM220 260H221V257H220ZM228 260H230V259H228ZM32 261H33V260H32ZM89 261H91V260H88V264H89ZM119 261H120V260H119ZM147 261H148V260H147ZM149 261H148V263H149ZM155 261H156V260H155ZM163 261H164V260H163ZM163 261H161V263H162V264H166V263H164L165 261H164V262H163ZM174 261H175V260H174ZM174 261H173V262H174ZM190 261H191V260H190ZM208 261H210V259H209ZM214 261H215V260H214ZM238 261H237V263H238ZM91 262H92V261H91ZM97 262H98V261H97ZM126 262H127V261H126ZM175 262H177V261H175ZM175 262H174L173 264H175ZM192 262L189 263V264H193ZM218 262H219V261H218ZM229 262H230V261H229ZM232 262H236V260H235V261H232ZM240 262H241V261H240ZM240 262H239V264H242V263H240ZM114 263L116 264V262H114ZM117 263L120 264L121 262H118V260H117ZM146 263H147V262H146ZM154 263H155V262H154ZM167 263H168V262H167ZM169 263H168V264H169ZM205 263H206V262H205ZM36 264H38V263H36ZM39 264H42V261H41V263L39 262ZM95 264H96V263H95ZM126 264H127V263H126ZM133 264H134V263H133ZM135 264H136V263H135ZM151 264H153V261H152ZM178 264H180V263H178ZM207 264H209V263H207ZM226 264H227V262H226ZM228 264H229V263H228ZM248 264H251V262L248 263Z\"/></svg>",
    "mask_w": 264,
    "mask_h": 264
}]
</instances>
